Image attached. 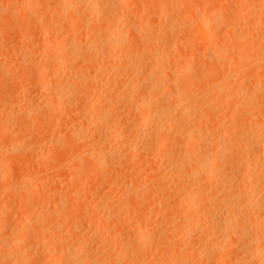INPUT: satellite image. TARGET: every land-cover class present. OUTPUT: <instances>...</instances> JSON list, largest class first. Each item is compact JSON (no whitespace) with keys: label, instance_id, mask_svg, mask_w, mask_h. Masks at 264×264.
Wrapping results in <instances>:
<instances>
[{"label":"bare ground","instance_id":"1","mask_svg":"<svg viewBox=\"0 0 264 264\" xmlns=\"http://www.w3.org/2000/svg\"><path fill=\"white\" fill-rule=\"evenodd\" d=\"M39 1V0H38ZM57 1V0H56ZM90 1H93V0H90ZM102 0H100V2H101ZM109 1V0H108ZM107 0H106V2H108ZM114 1V0H113ZM116 1H120V2H122L123 3V1H121V0H116ZM128 1V3L130 4V3H132L131 2V0H127ZM130 1V2H129ZM135 2L137 1V0H134ZM141 2L142 1H146V0H140ZM149 3H147V5H149V4H151V3H153L154 4V0H151V1H149V0H147ZM146 1V2H147ZM165 1V0H164ZM191 1V0H190ZM193 1V0H192ZM208 2H209V0H207ZM207 1H205L206 3H207ZM53 2H55V1H53ZM59 2H60V0H59ZM95 2H98V3H100L99 1H97V0H95ZM95 2H93V3H91V2H89V3H91L89 6L87 5V8H86V10L84 11L85 13H86V11H87V13L90 15V16H96V14L95 13H99V12H101V10H102V12L104 11V13L106 12L107 14L105 15V14H103L102 12L100 13V14H103L110 22H112V24H115V17L117 18V16H116V14L117 15H119V12L122 10H120L119 12H116V14H115V11H117V9L116 8H114V6H115V4H113L112 2H111V0L109 1V2H111L114 6H112V4L111 3H105V4H103V5H100V4H98V3H95ZM103 2V1H102ZM124 2H125V0H124ZM140 2V3H141ZM146 2L144 3V4H146ZM151 2V3H150ZM160 2V0L157 2V0H155V4L156 3H159ZM173 2H175V0H173ZM178 2V0H176V3ZM50 3H52V2H50ZM116 3V2H115ZM128 3L127 2H125V6H126V4L128 5ZM137 3H138V1H137ZM143 3V2H142ZM162 3V2H161ZM175 3V4H176ZM189 3V2H188ZM187 3V4H188ZM205 3V4H206ZM236 3V2H235ZM134 4V3H133ZM132 4V5H133ZM163 4V3H162ZM161 4V5H162ZM209 4V3H208ZM212 4V3H211ZM120 5H121V3H120ZM135 5V4H134ZM165 5V4H164ZM231 5H233V4H231ZM250 5V4H249ZM256 5V4H255ZM27 6V5H26ZM99 6H102V8H100ZM116 6H117V3H116ZM118 6H119V4H118ZM163 6V5H162ZM162 6H160V8H162ZM177 6V5H176ZM179 6H180V4H179ZM189 6V5H188ZM235 6V5H234ZM56 7V6H55ZM58 7V6H57ZM56 7V9H58ZM71 7V6H70ZM120 7V6H119ZM123 7V6H122ZM167 7V6H166ZM166 7H163L164 9L166 8ZM178 7V6H177ZM247 8H249L248 7V5L246 6ZM1 8V7H0ZM6 8V7H5ZM60 8V7H59ZM159 8V9H160ZM162 8V9H163ZM179 8V7H178ZM181 8H182V6H181ZM214 8V7H213ZM216 8V7H215ZM240 8V7H239ZM3 9V8H2ZM28 9L29 8H27V10L26 11H28ZM79 9V8H78ZM85 9V8H84ZM116 9V10H115ZM162 9H160L159 11H160V13L163 11H165L164 9L162 10ZM195 9H197V8H195ZM251 9H253V14H254V12H256V10L258 11H260L261 9H263V11L261 10V12H258V13H260V15H261V18H260V20L262 19V18H264V17H262V16H264V0H259L258 1V5H256L255 7H253V5H252V8ZM55 10V9H54ZM67 10V9H66ZM70 10V9H69ZM83 10V9H82ZM217 10H219V9H217ZM231 10H233L232 8H231ZM238 10V8H236V11ZM9 11V10H8ZM25 11V12H26ZM74 11V10H73ZM124 11V10H123ZM212 11H214V9L212 10ZM221 11V10H220ZM250 11V10H249ZM248 11V12H249ZM2 12V11H1ZM28 12H30V10L28 11ZM79 11L77 10V13H78ZM83 12V13H84ZM162 12V13H163ZM195 12H197V11H194V13ZM201 12V11H200ZM199 12V13H200ZM219 12V11H218ZM230 12V14L232 13V14H235V9L233 10V12H231V11H229ZM229 12H227L226 13V15H225V13H224V15H225V19H227L228 20V18L232 21V23L234 22V21H236L237 22V20H238V18L240 19L241 17H240V15H237V16H239V17H236V15L234 16V15H232L231 14V16H227V14H229ZM252 12V11H251ZM8 13V12H7ZM12 13H13V11H12ZM32 14H33V16H34V13L33 12H31ZM45 13V12H44ZM74 13V15H76L75 14V12H73ZM81 14H82V12H80ZM79 13V14H80ZM121 13V12H120ZM124 13V12H123ZM192 13H193V11H192ZM217 13V12H216ZM215 12H213L212 13V15L211 16H213V17H216L215 16V14H216ZM237 13V12H236ZM257 13V12H256ZM11 14V13H10ZM30 14V13H29ZM35 14H36V12H35ZM47 14V13H46ZM45 14V15H46ZM95 14V15H94ZM217 14H219V13H217ZM239 14V13H238ZM241 14V13H240ZM67 15V14H66ZM70 15V14H69ZM85 15H87V14H85ZM84 15V16H85ZM125 15V14H124ZM193 15V14H192ZM199 15V14H198ZM224 15L222 16V18L224 17ZM259 15V16H260ZM32 16V15H31ZM32 16V18L34 19H37V15H36V17H33ZM82 17H83V15H81ZM80 16V17H81ZM89 16V17H90ZM100 16V15H99ZM98 15L96 16V17H98L100 20H101V18L99 17ZM104 16H101V17H103L102 18V20L103 21H100L99 19H98V22H97V24H95L94 22H93V20L94 19H92L91 20V17L90 18H87V16H85L86 18H87V20H86V18H85V20H83L82 19V17L80 18V19H82V21L84 22L85 21V24H86V26H87V28H92V29H89L88 31H93L94 29L93 28H96L95 30L97 31V30H99V28H103V29H105V31L108 29V28H110V24H108V22L106 23L105 21H106V18L104 17ZM201 16V15H200ZM200 16H199V18L198 17H195V18H197V19H200ZM256 16V15H255ZM258 16V17H259ZM28 17V16H27ZM41 17H42V15H41ZM41 17H39V18H41ZM48 17V16H47ZM46 17V20L48 19ZM71 18H70V22L69 23H64V22H62V23H64V25H65V27L66 26H68V24H70L68 27H66L67 29H69V32L72 34V31L74 30L73 28H74V26H71V25H73L74 23H73V21H74V19H77V20H75L76 22H78V20H80L79 19V16H78V14L76 15V17L75 16H73V17H75L74 19H73V17H72V15L70 16ZM111 17V18H110ZM133 17H134V15H133ZM165 17V16H164ZM230 17H232V18H236L235 20L234 19H231ZM253 17V16H252ZM94 18V17H93ZM203 18V17H202ZM35 19H34V22H35ZM43 19V18H42ZM69 19V18H68ZM73 19V20H72ZM105 19V20H104ZM112 19H114V23H113V21H111ZM206 19V18H205ZM214 18H212V21H213V23L214 24H212V25H215V24H221L222 25V23L221 22H223L224 20L222 19H220V20H213ZM218 19V18H217ZM253 20H252V22H257L259 19L258 18H256L255 17V20H257V21H254V17L252 18ZM28 20V19H27ZM41 20V19H40ZM44 20V19H43ZM46 20H45V22H46ZM72 20V21H71ZM191 20H194V19H191ZM200 20H202V19H200ZM209 20H211V19H209ZM234 20V21H233ZM260 20L258 21V23L260 22ZM29 21V20H28ZM28 21H27V23H28ZM37 21V20H36ZM42 21V20H41ZM61 20H59V21H57V22H60ZM63 21H64V18H63ZM74 21V22H75ZM81 20H80V23L82 22ZM97 21V20H96ZM95 21V22H96ZM99 21H100V25H99ZM133 21V20H132ZM231 21H228V22H231ZM31 22V21H30ZM43 22V21H42ZM67 22V21H66ZM82 22V24H83V28H84V23ZM102 22H103V24H102ZM169 22V21H168ZM168 22L166 21V23L168 24ZM175 22V21H174ZM191 22V21H190ZM193 22V21H192ZM196 22V23H195ZM199 22L200 23H202V22H205V21H199V20H196V21H194V23H192V24H194V25H196L197 23V25L199 26ZM207 22H209L208 20H207ZM211 22V21H210ZM228 22H227V24H228ZM250 22H251V20H250ZM262 22H264V21H262ZM27 23H25V25L26 26H29L30 25V23H28L29 25H27ZM73 23V24H72ZM95 24L94 26H96V27H94L92 24ZM165 23V22H164ZM239 23V22H238ZM258 23H257V25H258ZM20 24V23H19ZM33 24V23H32ZM35 24V23H34ZM40 24H41V22H40ZM44 24V23H43ZM58 24V23H57ZM60 24V23H59ZM67 24V25H66ZM78 24V23H77ZM76 24V25H77ZM188 24V23H187ZM237 24V23H236ZM17 25V24H16ZM45 25H47L46 26V30H50V28L48 27L49 25H48V23L46 24L45 23ZM53 27V30H52V28H51V30L52 31H54V33H55V28L57 27V25H56V27L54 28V26L55 25H53V24H51ZM79 25V24H78ZM97 25H99V26H97ZM145 25V24H144ZM189 25V24H188ZM202 25V24H201ZM200 25V26H201ZM206 25H207V27L208 26H212L211 25V23L208 25V24H205V26H204V28L206 29ZM224 25H226L224 22H223V26ZM234 25H235V23H234ZM254 25V24H253ZM255 25H256V23H255ZM254 25V26H255ZM256 25V26H257ZM34 26V25H33ZM36 26H38L37 24H36ZM36 26L34 27V28H36ZM43 26V25H42ZM70 26L71 27H73L72 29L70 28ZM137 26V25H136ZM136 26H135V28H136ZM140 26H142V27H140L141 29L143 28V25H140ZM146 26V25H145ZM145 26H144V28H145ZM161 26H162V24H161ZM200 26L198 27V28H200ZM217 26V28H218V25H215V27ZM222 26V27H223ZM255 26V27H256ZM259 26V25H258ZM44 27V26H43ZM64 27V26H63ZM111 27H113V25L111 26ZM146 27H148V25L146 26ZM162 27H164V26H162ZM167 27L169 28V25H165V28H163L164 29V31L165 30H167ZM197 27V26H196ZM213 27V26H212ZM221 26L219 25V28H220ZM236 27H237V25H236ZM235 27V28H236ZM19 28V27H18ZM38 28V27H37ZM58 28H61V26L60 27H58ZM86 28V29H87ZM133 28H134V26H133ZM133 28H128L127 30H124V36L125 35H127V34H129V33H131V34H133L132 33V31L135 29H133ZM143 28V29H144ZM152 28V27H151ZM161 28V27H160ZM159 28V29H160ZM195 28V26H193V30H195L194 29ZM197 28V29H198ZM202 28H203V26H202ZM209 28V27H208ZM216 28V29H217ZM235 28H233V30H235ZM257 28V27H256ZM28 29H29V27H28ZM57 29V28H56ZM64 29V28H63ZM85 29V28H84ZM111 29V28H110ZM142 29V30H143ZM153 29V28H152ZM158 29V28H157ZM158 29V30H159ZM163 29H161V30H159V34H160V31L162 32V30ZM191 29V28H190ZM253 29V28H252ZM258 29V28H257ZM11 30V29H10ZM14 30V29H13ZM21 30H22V27H21ZM50 30V31H51ZM61 30V29H60ZM64 30H66V29H64ZM146 31L148 30L147 28L145 29ZM145 30H143V31H145ZM171 30H173V29H171ZM200 30H202L201 28H200ZM204 30V29H203ZM209 30H211V28L209 29ZM254 30V29H253ZM30 31V30H29ZM87 31V30H86ZM100 32L102 31V30H99ZM109 31V30H108ZM112 31V30H111ZM110 31V34L112 33ZM114 31V30H113ZM126 31V32H125ZM138 31V30H137ZM143 31H138V32H140V34L139 35H132V37H130L128 40H129V42L131 43V41H133V43H135V41L134 40H137V37H139L140 35H142L141 34V32H143ZM190 31H192V30H190ZM189 31V32H190ZM196 31V30H195ZM255 31V30H254ZM14 32H17V31H14ZM31 32V31H30ZM68 31L66 32L67 34H70ZM74 32V31H73ZM79 32V31H78ZM99 32V35H98V32H97V34L96 35H98V36H100L101 37V39L103 40L102 42H103V45L101 46L100 44V46H97V47H99V48H97V49H89V47L87 48V50L89 49V53H87V50H85V51H83V50H81L83 53L82 54H84L85 52V54L84 55H82L80 52L78 53V54H81L82 55V57L83 56H86L87 54V56H88V59H86L85 61L83 60V59H85V58H83L82 59V61H84V62H87V64H88V66H86V65H84V68H85V70H86V67H87V69H88V67H91L92 69H94L96 72H99L100 73V71H102V72H104L103 74H106L107 72H106V69H107V71H109L110 73L108 74L107 73V76H106V79H99V77L97 76V75H95V73L94 74H92V75H90V76H87V78L89 77L90 79H89V81H88V84H86L85 82L86 81H84L83 79H82V74H81V77L80 76H77L78 77V79L76 80V82H74V86L76 85V87H79V89H77L76 87V89H77V91H78V93H80L81 95L79 96V97H82V98H84V99H82V98H79V100H78V102H79V105H81L82 107H83V109L85 108H88V107H92L93 108V111H91V112H93L92 113V116L91 115H89V118H88V111L87 112H84L85 113V115H86V113H88L86 116H87V119H89V120H87L86 122H83V123H81V126H80V128H81V131H79L78 133H79V136L80 135H84L85 133H87V132H91L92 133V138H90V136H91V134H90V136H88L89 138L88 139H82V138H77V136H78V134L77 133H75V135L74 136H76V134H77V136H76V139H80L79 141H77V142H79V143H75L76 145H77V147H76V151H78L79 149H82V148H79L78 150H77V148H78V145L80 144V146L81 147H83V149H84V147H85V149L87 148H92V144H93V142L94 141H96V140H102L103 138V140H106L105 138H107V136H109V139H110V137L112 138V137H114L113 139H115V140H118V144L120 143V145H122V149H123V154H121L120 152H115V153H112L111 151V153H108L107 152V154L105 153V154H103L102 153V150H100V151H95V152H93L92 151V153H91V151H89V150H87L86 152L88 153V160H89V163H90V165L92 166V168H91V166L89 167L90 168V170L92 169V171H89V169H87V168H85L84 166H83V168L85 169V171H87V173H89L88 175H87V177L85 176V177H83L82 176V174L83 173H85V171L82 173V174H80L79 176L81 177V179H80V187L78 186V185H76V184H74V185H76L78 188H79V190L81 191V189H82V184L84 183L85 184V182H83L82 180H84L83 178H88V180H89V182H90V179L89 178H93V180L95 179V180H97V182L100 180V177H99V174H103V173H105V172H107V173H105V174H107V176L106 177H108V178H105V180L107 179H109L108 181H105L103 178V183L104 184H106V182L108 183L109 181H111L112 180V178L114 179V178H119V179H123V177L125 176V175H122V173L120 172L121 171V168L120 167H122L121 165H123L124 166V164L125 163H127V165H126V167L128 166V164H134L133 166H135V167H133L134 169L133 170H135V168H136V170H137V167L138 166H136V165H140V162H138L139 164H136V162L138 161L137 159H139V158H144V157H147L148 158V160H149V158H150V161H152V163H154V164H158L159 165V167H161V168H165V170L167 171H170L169 172V175L171 174L172 175V177H173V182H171L170 180H168V182L170 181V184H168V182H166L167 184H165L163 181L164 180H159L160 178H158V177H160L161 176V174H158V173H160V170H158V173L156 174V172H155V170L152 168V171L153 172H155V174L157 175V178H156V175L154 176V173H153V175L150 177H148V178H152L153 179V176L156 178L155 180L156 181H153L152 179V182L150 183V184H147V182L146 181H144V179H143V181H139V182H137V183H135V181H134V183H135V185L137 184V186H136V188H134L133 187V185H132V182H133V180H132V182L131 183H129V181H130V179H129V181L127 182V180H126V182H127V184L125 185L124 184V186H125V188H124V193L123 192H121V193H123V194H125V195H123L122 194V196H124L123 198H125V201H123L124 203L125 202H127L126 204H128V208L130 207V210L129 211H127L128 213H126V211H122V208H123V206H124V208H126L127 209V205L125 206V205H122L121 204V206H122V208H121V206H119L118 207V205L116 206V209L112 212V210L110 211V217L112 218V215L114 216V218H112V219H114L113 221V224L116 222L117 224V226L116 227H113L114 225L112 224L111 225V223L109 224V221L111 220H106V221H108V223H106L107 225L106 226H102L103 228H101V230H100V228H99V231L98 230H95V231H93V229H91L92 228V226H91V228H89L88 226H87V228L88 229H91L92 230V234L90 235V236H88L89 237V242L88 243H86V244H84L83 243V241H85V236H84V238H82L83 237V234H82V236H78V240L81 238V239H84V240H81L80 239V241H78V240H75V243L78 241V243L79 244H77V245H75V244H73L74 243V241L73 242H71V241H69L68 240V235L66 236V237H68V238H64L66 241H63L64 239L62 238V237H60V236H64V235H66V232L65 231H63V232H65L64 233V235H63V233L61 234L60 232H61V228H59L58 226H57V224H58V222L60 223V221L59 220H56V223L55 222H49L50 224H49V226H47V230H45L44 228H42L43 227V225L42 226H40L41 224H42V221H40L41 222V224H40V222H39V225H38V223L37 222H35L34 221V217L33 218H31V217H23L24 218V220H23V223H20V225L19 226H16V225H18L19 223H17V224H15V226L13 225V228L14 227H18L19 229H13V230H15V231H18V232H16V234L18 233V234H20L19 235V237L17 236V235H15L13 238H15L16 236L18 237V239H15V240H12V241H10V240H8V239H6V238H3L4 237V235H3V237H0V261L2 262L1 264H42L41 263V260L44 258V255H36V254H39V252L38 253H36V254H33L34 256H31V254H32V252L33 251H31V254H30V256H29V254H28V252H27V254L24 252V253H22L23 251V248L25 249V251H26V247H25V245L27 246L28 244H25L24 242H26L27 241V243H29L30 244V242H28V241H30L29 239H34L35 241V243H37V244H44V245H46V246H50V247H52V248H55L56 250H59L61 247H62V249H63V251H62V249H61V251H62V253L61 254H59L57 257H55L59 262H56L57 264H131L133 261H139V257H141L142 256V254H144L143 252H145V254L147 255V253H149V252H147L146 253V250H144L143 252H142V250L144 249V247H149L150 245H151V243H154V240H155V238L156 237H159L158 238V240L159 241H161V242H159L157 239H156V241H158L159 243L158 244H164V245H166L167 247V249L165 248V247H163L165 250H167V252L171 255V257H172V259L173 260H171V257H170V260L172 261V262H170V261H165V260H159V264H264V95H262L261 93H263L264 94V89L263 88H261L262 89V92L260 91V85H256V83L259 81H257L255 84H252V85H250V86H246V88L245 87H242V86H237V88H231V89H228V91H227V89L225 88V86L223 87V84L224 83H226V81H228V79L226 78L225 80L222 78V75H220L221 76V78L223 79V81H224V83L222 84V87L219 85L220 84V80H218L216 77H218L219 78V74H220V72H218L217 74H218V76H216L215 77V75H214V73L215 72H217L218 70H214L215 68L217 69H219V67H218V62L216 63L215 62V59L217 60V54L216 53H218L220 50H222V49H220L218 52H216L215 53V51H213L212 50V52L210 53V51H208V52H206V53H208V58H210L211 59V61H210V59L209 60H207V58H206V60L208 61V62H212V60H213V62L212 63H214V65H212L211 63H210V66H208V65H205L206 66V69H203L205 66H203L202 65V69L200 70V72H198L199 74H200V77L198 76L199 74L198 73H196V75H194L193 77V79L195 80H192V74H189V75H187L186 77H184V78H181L182 79V81H185V80H187V79H189V77H191V80L189 79V81L190 82H192V83H190L189 81H185V84L183 83V82H181L180 83V85H178L177 83V86H174L173 85V83H172V81H173V79H171L172 77H171V71L169 72V68H170V66H172V64H170L171 62L170 61H172V62H174L175 61V58H176V56H177V54H176V52H175V54H173L175 57H173L172 56V50H173V53H174V51L176 50V49H178L177 51H182V50H179L180 48H182V47H179V46H181L180 44H178V43H180V42H178V41H176V42H174L173 44L171 43V45H173V46H171L170 44H169V42H170V40H166L165 38H166V35L167 34H169L170 36H172L173 35V32L174 31H171L170 33H169V29H168V31H165V33H161L159 36H158V32H157V30H156V33L155 34H157V35H155V36H153L151 33H150V35L154 38H156V41L157 40H159V42L158 43H154L155 41H153L152 42V40H153V38L152 37H150V36H148V34H146V32L144 33V34H146V38L148 37V39H150L151 40V38H152V40H151V43H154V44H152V46L150 45L149 46V50H147L146 48V51L145 52H139V51H136V48L141 44V41L143 40V37H140L141 39V41H136V43L133 45V44H130L129 42H128V44L127 45H125V44H123L122 42H124L123 40H124V38H122V36L121 35H123V34H121L120 36L118 35V37H116V36H114L113 34L112 35H110L109 34V32H108V34H107V31L104 33V30H103V32H101L100 33ZM135 32H136V30H135ZM150 32H155L154 31V29H153V31L152 30H150ZM166 32H168V33H166ZM197 32V31H196ZM228 32V31H227ZM234 32H236V31H234ZM18 33V32H17ZM53 33V32H52ZM51 33V34H52ZM80 33V32H79ZM126 33V34H125ZM188 33V32H187ZM195 33V32H194ZM197 33H199V32H197ZM196 33V34H197ZM205 33V32H204ZM229 33V32H228ZM67 34H65V36H63L64 38L66 37V35ZM77 34V33H76ZM93 34H94V31H93ZM117 33H115V35H116ZM119 34V33H118ZM165 34V35H164ZM188 34H191V33H188ZM201 34H202V32H201ZM200 33H199V36L201 35ZM243 33H241V35H242ZM264 34V33H263ZM18 35V34H17ZM22 35V34H21ZM21 35H18V37L19 36H21ZM61 35V34H60ZM73 35V34H72ZM162 35V38L160 39L159 37ZM195 34H193V36H194ZM207 35V32L205 33V36ZM230 35V34H229ZM15 36V35H14ZM51 36V35H50ZM59 36V35H58ZM71 36V35H70ZM69 36V37H70ZM75 36V35H74ZM74 36H72V37H74ZM129 36H130V34H129ZM133 36H134V38L136 37V39H131V38H133ZM145 36V35H144ZM156 36H158V38L156 37ZM164 36V37H163ZM170 36H168L167 35V37H168V39H169V37ZM188 36V35H187ZM186 36V37H187ZM231 36V35H230ZM257 39H260L261 38V36L262 35H254ZM17 37V38H18ZM56 37H57V35H56ZM78 36L76 35V38H77ZM127 37H128V35H127ZM200 37H202V35L200 36ZM199 37V38H200ZM233 37V36H232ZM228 38L227 39V42H228V40L229 39H233V38ZM240 37H243V36H240ZM245 37V36H244ZM263 37V36H262ZM43 38V37H42ZM46 38V37H45ZM51 38V37H50ZM62 38V37H61ZM71 38V37H70ZM97 38V37H96ZM164 38V39H163ZM170 38H172V37H170ZM23 39V38H22ZM67 39L68 40H70L69 38H68V35H67ZM66 39V40H67ZM98 39V38H97ZM100 39V38H99ZM98 39V40H99ZM127 39V38H126ZM131 39V40H130ZM139 39V38H138ZM145 39V38H144ZM208 38H205L204 37V43H205V41L207 40ZM241 38H239V40H240ZM15 40V39H14ZM73 40V39H72ZM75 40V39H74ZM150 40L148 41L147 40V42L149 43V44H151L150 43ZM161 40H164L165 42H161ZM188 40H191V38L190 39H188ZM243 40H245V39H243ZM42 41H44V39H42ZM49 41V40H48ZM50 41H51V39H50ZM65 41V40H64ZM101 41V40H100ZM144 41V40H143ZM167 41H169L168 43H167ZM187 41V40H186ZM242 41V40H241ZM260 41H261V43H263L264 44V37H263V39L261 40L260 39ZM6 42V41H5ZM61 42H62V40H61ZM68 42V41H67ZM66 42V43H67ZM224 42H225V44H224V46L226 45V46H228V44L226 43V41L224 40ZM243 42V41H242ZM242 42H240L239 41V43H242ZM247 42V41H246ZM258 42V41H257ZM2 43V42H1ZM46 43H47V41H46ZM65 43V44H66ZM69 43V42H68ZM68 43H67V45H68ZM126 43V42H125ZM139 43V44H138ZM146 43V42H145ZM145 44L146 46H141V48H144V47H147L149 44ZM160 43H164V44H161V49H159V46H158V44L160 45ZM187 43V42H186ZM195 43V42H194ZM198 43H199V41H198ZM218 43V42H217ZM220 43V42H219ZM223 43V42H222ZM229 47H231V45H232V50L234 49L235 51H236V48H238L239 49V47H238V44H237V47H235V45H236V43H235V41L234 40H230L229 42ZM248 43V42H247ZM56 44V43H55ZM64 44V45H65ZM71 44H74V42L73 43H71ZM70 44V45H71ZM98 44V43H97ZM102 44V43H101ZM136 44H138V46H136V48H135V51L136 52H133V48H131V47H135V45ZM143 44H144V42H143ZM184 44V43H183ZM199 44H203L202 43V40H200V43ZM198 44V45H199ZM214 44V43H213ZM243 45H244V42L242 43ZM241 44V45H242ZM261 45L260 46V48L263 46L264 47V45ZM66 45V46H67ZM69 45V46H70ZM95 46H96V44H94ZM93 45V46H94ZM185 45V44H184ZM186 45H188V44H186ZM190 45H191V42H190ZM197 45V44H196ZM197 45V46H198ZM241 45H239V46H241ZM241 46L240 48L242 49V50H240V51H242V52H244V50L245 49H243L244 47H246L248 50H246L245 52H247L246 54L247 55H245V53H242L241 52V56H240V54H238V49H237V51H236V53H237V55L239 56H237V61H235L234 62V60H232L233 61V63H230V64H228L229 65V70L231 71L232 69H230V66H234V68H233V70H232V72L235 70L236 71V69H238V71L240 72L241 71V68L239 69V67H242L243 65L242 64H245V63H247L248 65L247 66H249V63H250V61L252 60L251 58H253V57H251L252 56V53H253V51H250V49L251 50H255L256 48H258V47H253L252 45V47H250V45H248L249 47H247V46ZM41 45H38V47H37V49H39L40 50V47ZM43 46V45H42ZM45 46V48H46V45H44ZM50 46V45H49ZM65 47V48H68L67 50H66V52L67 53H64V52H61V50H59V53L61 52V53H64L65 55H61L62 57H64V58H66V60H65V63H66V61L68 62V59L70 60V58H68V57H70L71 55V51L72 50H74L75 49V47H73V46H70V47ZM189 46V45H188ZM195 46V45H194ZM210 46V45H209ZM51 47H52V45H51ZM58 47H62V49H64L63 48V45L61 44V46L59 45ZM81 47V46H80ZM87 47V46H86ZM115 47V49L116 48H119L120 49V52H119V55L118 56H114L112 53H114L115 51H113V48ZM162 47H164V49H162ZM191 47L193 48V45H191ZM191 47H189V48H191ZM228 47V48H229ZM263 47H262V49H263ZM3 48V47H2ZM5 48V47H4ZM36 48V47H35ZM44 48V51H43V55H42V53H41V55L42 56H40L41 58H42V60H45V59H49V57H50V59H51V57L53 56V54H52V56L50 55L51 53H49L48 54V57L46 58V53L45 52H50V51H48L49 50V48L47 49V51H46V49ZM83 49H84V46L82 47ZM93 48V47H92ZM95 48V47H94ZM139 48V47H138ZM188 48V49H189ZM196 49H194L195 50V52H196V50L198 49L197 47H195ZM213 48V47H212ZM219 48V47H218ZM259 48V50L257 51V53L256 54H258V55H256L255 53H254V56L255 57H257V58H255V60H260V59H263V58H260V57H262L263 56V54H264V49L263 50H261ZM37 49H36V51H37ZM51 49V48H50ZM53 49V48H52ZM216 49H217V47H216ZM0 50H1V48H0ZM34 50V49H33ZM56 50V49H55ZM54 50V51H55ZM76 50V49H75ZM80 50V49H79ZM118 50V49H117ZM139 50H141V49H139ZM162 50V51H161ZM164 50V51H163ZM166 50V51H165ZM192 50V49H191ZM193 50V51H194ZM228 50V49H227ZM231 50V49H230ZM231 50V51H232ZM233 50V51H234ZM261 50V51H260ZM53 51V50H52ZM51 51V52H52ZM54 51H53V53H54ZM58 51V50H57ZM64 51V50H63ZM113 51V52H112ZM186 51V47L184 48V52ZM188 51V50H187ZM226 51V50H225ZM8 52V51H7ZM38 52V51H37ZM56 52V51H55ZM117 52V51H116ZM137 52H139V53H137ZM180 52H178L179 54H181ZM222 52H223V50H222ZM250 52V53H249ZM259 52L260 53H262L261 55L262 56H259L260 54H259ZM36 53V52H35ZM72 53H73V51H72ZM221 53V52H220ZM220 53H219V56H221L220 55ZM226 53V52H225ZM224 53V54H225ZM46 56H45V55ZM185 54V55H184ZM189 54V53H188ZM190 54H192V53H190ZM199 54V53H198ZM243 54H244V56L245 57H243ZM249 54V55H248ZM251 54V55H250ZM34 55V54H33ZM37 55V54H36ZM50 55V56H49ZM59 57H60V55L59 54H57ZM73 55V59L75 58V56H77V54H72ZM116 55V54H115ZM205 55V56H206ZM45 56V57H44ZM58 56H56V57H54L55 59L58 57ZM183 56V57H182ZM251 57L250 59H249V57ZM72 57V56H71ZM81 57V58H82ZM181 57H182V59H184V61L185 60H187L188 58V60H192L193 61V64H195L194 63V59L195 58H193L192 59V57L190 58V56L188 57L187 56V53L185 52V53H182L181 54ZM194 57V56H193ZM197 57V56H196ZM223 56H221L220 58H222ZM248 57V62L247 61H245L246 60V58ZM43 58H45V59H43ZM53 58V59H54ZM61 58V57H60ZM79 58V60H80V57H78ZM101 58H104L105 60H109L108 62H107V64L109 65H113L114 67L112 68V67H110V69L108 70V65L105 63V61H104V59H101ZM111 58H112V63H110V60H111ZM180 58V57H179ZM226 57H224L223 59H225ZM234 58V57H233ZM236 58V57H235ZM260 58V59H259ZM32 59H34L33 58V56H32ZM31 59V60H32ZM52 59V60H53ZM54 59V60H55ZM57 59H59V58H57ZM62 59L63 58H61V64H62ZM101 59V60H100ZM172 59V60H171ZM174 59V60H173ZM177 59V58H176ZM182 59H180V61H182ZM227 59V58H226ZM225 59V60H226ZM254 59V58H253ZM52 60H51V63L52 64H54V63H58L57 61H55L54 63L52 62ZM88 60V61H87ZM178 60V59H177ZM219 60H222V59H218V61ZM236 60V59H235ZM250 60V61H249ZM47 61H49V60H45V61H43V64H44V62H45V66L47 67L48 66V62ZM64 61V60H63ZM179 61V60H178ZM179 61V62H180ZM191 61V62H192ZM228 61V60H227ZM231 61V62H232ZM22 62V61H21ZM41 62V61H40ZM46 62H47V64H46ZM50 62V61H49ZM105 64H104V63ZM131 63V64H128L127 65V63ZM225 62V61H224ZM244 62V63H243ZM39 63V62H38ZM51 63H49V67H51L50 66V64ZM60 63H59V67H60ZM70 63V62H69ZM72 65H73V60H72ZM75 63V62H74ZM169 63V64H168ZM175 63H177V65H178V62H175ZM182 63V62H181ZM184 63V62H183ZM183 63H182V65H181V67L182 66H184L185 64L187 65V62H185L184 63V65H183ZM206 63V62H205ZM204 63V64H205ZM222 63H223V61H222ZM255 63V62H254ZM34 64V63H33ZM40 64V63H39ZM39 64H38V66H39ZM56 64H54V65H56ZM67 64V65H66ZM66 64H64V62H63V67H64V65L65 66H69L68 65V63H66ZM174 64V63H173ZM225 64V63H224ZM251 64H253V63H250V66H251ZM21 65V64H20ZM31 65H32V63H31ZM58 65V64H57ZM107 67H106V66ZM167 65H169V66H167ZM176 65V66H177ZM179 65H180V63H179ZM217 65V67H215ZM223 65V64H222ZM221 65V67H223ZM227 65V66H228ZM236 65H237V68H236ZM238 65H239V67H238ZM240 65H242V66H240ZM36 66V65H35ZM35 66H32L34 69H35ZM38 66H37V69H38ZM40 66H41V64H40ZM39 66V67H40ZM45 66H43L42 65V69L45 67ZM71 66V65H70ZM69 66V67H70ZM76 66V65H75ZM74 66V67H75ZM143 66V67H142ZM190 66H192V63L190 64ZM220 66V65H219ZM225 66V65H224ZM2 67H4V66H2ZM141 67V68H140ZM186 67V66H185ZM188 67V66H187ZM193 67H194V65H193ZM197 67V66H196ZM213 68L214 67V69H212V72L211 71H209V69H211V68ZM245 67V66H244ZM55 69H56V67H54ZM66 68H68V67H66ZM80 68V67H79ZM84 68H83V70H84ZM138 68H140L141 70H142V68L143 69H145V71H143L142 73L141 72H139V73H141V75H139V77L140 76H142V74L144 75V74H146V76L144 75L143 76V80H141V81H135L134 80V82H137V83H139L138 85H136L137 83H135L134 85H133V81H127V82H124L123 81V79L121 78V76L123 75L122 73L123 72H126L125 70H127V73L129 72V70H130V72H132V73H134L132 70L133 69H138ZM172 68V67H171ZM195 68V67H194ZM194 68H192V69H194ZM199 68V67H198ZM41 69V70H42ZM53 69V68H52ZM51 69V70H52ZM60 69H61V67H60ZM75 69V68H74ZM81 69V68H80ZM92 69H88V70H92ZM173 69H175V67L173 68ZM180 69V68H179ZM184 69V68H183ZM190 69V68H189ZM208 69V70H207ZM1 70V69H0ZM3 70V69H2ZM36 70V69H35ZM35 70H33V72L35 71ZM40 70V69H39ZM44 70V69H43ZM43 70H42V72H43ZM46 70V69H45ZM57 70V69H56ZM59 70V69H58ZM85 70H84V74H85ZM93 70V71H94ZM103 70H105V71H103ZM140 70V71H141ZM186 70V69H185ZM188 70V69H187ZM186 70V71H187ZM197 70H199V69H197ZM206 70V71H205ZM220 70H221V68H220ZM219 70V71H220ZM242 70H244V69H242ZM12 71V70H11ZM38 71V70H37ZM37 71H35L36 73H37ZM53 71V70H52ZM66 71V70H65ZM71 71H72V69H71ZM75 72L76 71H78V69L77 70H74ZM80 71V70H79ZM78 71V72H79ZM92 71V72H93ZM135 71V70H134ZM138 71V70H137ZM137 71H135V73L137 72ZM181 71V70H180ZM189 71V70H188ZM201 71H202V74H203V71H204V74H205V76H204V74L202 75L201 74ZM211 72V74L209 73V72ZM213 71H214V73H213ZM237 71V72H238ZM7 72V71H6ZM48 72V71H47ZM50 72V71H49ZM55 72V71H54ZM67 72H68V69H67ZM77 72V73H78ZM82 72V71H81ZM87 72V71H86ZM173 72V71H172ZM238 72V73H239ZM241 72H243V73H245V72H247L246 70L245 71H241ZM251 72V71H250ZM256 72V71H255ZM4 73V72H3ZM23 73V72H22ZM25 73H27V72H25ZM24 73V74H25ZM38 73H40V74H38ZM37 73V75L40 77H42L43 75H41V72L39 71ZM44 73H45V71H44ZM59 73V72H58ZM88 73H91V72H88ZM87 73V74H88ZM132 73H130L131 75H132ZM139 73H137V74H139ZM194 74H195V72H193ZM207 73H209V74H207ZM221 73H222V70H221ZM34 74V73H33ZM54 73L52 72V75H53ZM67 74V73H66ZM70 74V73H69ZM101 74V73H100ZM102 74V75H103ZM125 74V73H124ZM180 74H181V72H180ZM185 74V73H184ZM198 74V75H197ZM212 74H213V77H212ZM216 74V75H217ZM224 74V73H223ZM237 74V73H236ZM246 74V73H245ZM248 74V73H247ZM23 75V74H22ZM36 75V74H35ZM55 75H56V73H55ZM61 75V74H60ZM63 75H64V73H63ZM71 75V74H70ZM76 75V74H75ZM74 75V76H75ZM78 75V74H77ZM79 75H80V72H79ZM86 75V74H85ZM89 75V74H88ZM127 77H128V75L129 74H125ZM208 75H211V76H209V78H211L212 80H215V79H217V83H219L218 85H217V83L215 84L213 81H212V83L210 84V87H208V86H205V87H208V88H206V90L211 94V95H214V99H216L215 101H217L216 103H223V104H225V101L226 100H229L230 102H226V104H229L230 103V108H232V109H230L229 107H227V108H229V112L231 113L232 112V117H229L230 119H228V118H226V119H224V120H227L228 119V122H229V120H231L232 121V123L230 122V124L228 123H226L225 122V124L226 125H221V126H219L220 125V123L219 122H217V121H214V120H218L219 118H217V117H215V118H217V119H211V113H212V116L214 115V111H213V109L210 111V105H211V103H209V99H207L208 100V102L207 101H203V100H200L199 99V97L200 96H204V95H201L203 92H201V93H199V95L196 93V92H194L193 90H196V91H200L201 89H203L202 87H204V83H202V86H201V83H200V81H199V84L198 85H200L201 86V89H198V88H200L199 86H197V88H196V83H197V78H196V76H198V78H200V79H203V77H204V79L202 80V81H207V80H205V77L206 76H208ZM264 75V74H263ZM45 76V75H44ZM58 76V75H57ZM57 76L55 77V76H53V78L55 77L57 80H58V78H57ZM103 76H105V75H103ZM125 76V77H126ZM242 76V75H241ZM244 76V75H243ZM246 76V75H245ZM41 77H40V81H42L41 80ZM46 77V76H45ZM49 78L51 77V75L50 76H48ZM59 77V76H58ZM76 77V76H75ZM83 77H84V75H83ZM100 77H102V76H100ZM134 77H136V75L134 76ZM223 77H225V76H223ZM28 78V77H27ZM102 78H105V77H102ZM131 78H133V76L131 77ZM207 78V77H206ZM209 78H207L208 79V84H209ZM259 78V77H258ZM9 79V78H8ZM61 79V78H60ZM76 79V78H75ZM85 79V78H84ZM126 79V78H125ZM136 79V78H135ZM260 79V78H259ZM10 80V79H9ZM49 80V79H48ZM53 79H52V77H51V81H52ZM74 80V79H73ZM128 80V79H127ZM136 80H138V79H136ZM251 80V79H250ZM11 81V80H10ZM26 81V80H25ZM32 81V80H31ZM45 81V80H44ZM50 81V80H49ZM63 81V80H62ZM61 81V82H62ZM71 81V80H70ZM103 81H104V83H103ZM180 81V80H179ZM195 83H194V82ZM222 81V80H221ZM233 81V80H232ZM260 81H263V79L262 80H260ZM27 82H28V80H27ZM33 82V81H32ZM187 82V83H186ZM252 82V81H251ZM0 83H2V82H0ZM5 83V82H4ZM42 82H40V84H41ZM47 83V82H46ZM45 83V84H46ZM49 83H51V82H49ZM55 83V82H54ZM54 83L52 84V85H54ZM66 83V82H65ZM65 83H63L64 85H65ZM112 83L115 85V86H118L119 87V85H122L123 87H121V94H117V93H120V92H117L116 94L117 95H115V102H114V106H112L111 104H106V106H105V108H101V107H97V106H95V104L96 105H98L97 103L99 102V104H100V100H102V101H104L103 100V98H102V95L104 94H100L99 92H101L102 93V91H104V90H108L107 89V87L110 85V87H112ZM190 83V84H189ZM195 84V87H194V85H192V84ZM231 83V82H230ZM252 83H254V82H252ZM263 83H264V81H263ZM43 84V83H42ZM67 84H69V83H67ZM67 84H66V87H67ZM206 84V83H205ZM229 84V83H228ZM235 83H233V85H234ZM259 84H261V82L259 83ZM7 85V84H6ZM12 85V84H11ZM33 85V84H32ZM52 85H49V87L48 88H45L46 90H48V91H54L53 89L55 88H58L57 86H59V84H57V82H56V85H54V86H56V87H54L53 88V86ZM62 85V84H61ZM59 86V87H62V86ZM70 85H72V84H70ZM136 85V86H135ZM191 85V86H190ZM227 85V84H226ZM249 85V84H248ZM8 86V85H7ZM26 86V85H25ZM46 86V85H45ZM195 88H193V87ZM230 86V85H229ZM228 86V87H229ZM235 86V85H234ZM3 87H5L6 88V86H3ZM205 87H204V89L203 90H205ZM231 87V86H230ZM236 87V86H235ZM264 87V86H263ZM13 88V87H12ZM40 88V87H39ZM43 88V87H42ZM63 88V87H62ZM65 88V87H64ZM67 88H69V87H67ZM71 88V87H70ZM72 88H74L73 86H72ZM106 88V89H105ZM109 88V87H108ZM113 88H115V87H113ZM117 88V87H116ZM120 88V87H119ZM6 89H8V88H6ZM5 89V90H6ZM14 89V88H13ZM16 89V88H15ZM44 89V91H46ZM103 89V90H102ZM112 89V88H111ZM138 89V90H137ZM31 90H32V88H31ZM64 90V89H63ZM62 90V91H63ZM67 89H65L63 92H65ZM70 90V89H69ZM68 90V91H69ZM99 90H101V91H99ZM116 90H118V89H116ZM225 90H226V93H228V94H226L225 93ZM8 91V90H7ZM9 91H10V89H9ZM17 91V90H16ZM34 91H35V89H34ZM41 91V90H40ZM43 91V92H44ZM76 90L74 89L73 90V92H75ZM109 91H110V93L109 94H111V90L109 89ZM206 91V92H207ZM233 91H235V92H233ZM260 91V92H259ZM56 92V91H55ZM58 92V91H57ZM71 92H72V89H71ZM70 92V93H71ZM104 92H106V91H104ZM114 92H115V90H114ZM207 92V93H208ZM29 93H31L30 91H29ZM60 93V92H59ZM59 93H58V99L57 100H55V103L59 106V108H61V109H64V110H66V111H69L68 113H66V114H69L71 111H73V109H75V107L77 108V107H79L78 105H74V104H71L70 103V101L68 102V101H66V100H60L61 98H59L60 96H59ZM76 93V92H75ZM108 93V92H107ZM194 93H196V94H194ZM208 93V94H209ZM234 93V94H233ZM39 94V93H38ZM45 95L47 94L48 95V93H44ZM106 94V93H105ZM104 94V95H105ZM108 94V95H109ZM225 94V95H224ZM256 94H258L257 96H256ZM1 95V94H0ZM3 95V94H2ZM4 95H6L5 93H4ZM3 95V96H4ZM33 95V94H32ZM37 95V94H36ZM63 95H65V93H63ZM68 96H69V94H67ZM66 95V96H67ZM72 95H73V93H72ZM72 95H71V97H72ZM104 95H103V97H104ZM107 95V94H106ZM107 95V96H108ZM237 95H239V97H240V95L241 96H244V97H247V98H245V99H248V100H250V98L253 96V98H251V99H253L254 101H255V105L253 104L252 106H251V104L250 103H248V105L250 104V107L249 106H247V105H245V107H243V105H242V107L240 106L239 108L237 107V105H239V103H240V101H242L241 99H239V97L237 96ZM254 95L256 96L255 98H254ZM12 96V95H11ZM49 97H51L52 99H50V101H51V104H52V106H53V98L54 97H56V95L55 94H51L50 93V95H48ZM77 96V95H76ZM106 96V97H107ZM196 96H199L198 98L196 97ZM237 96V97H236ZM259 96H260V98H259ZM48 97V98H49ZM62 98H63V96H61ZM73 97H75L74 95H73ZM78 97V96H77ZM76 97V98H77ZM106 97H104V98H106ZM109 97V99H110V97L111 96H108ZM112 97H113V95H112ZM202 97H200V98H202ZM206 97V96H205ZM205 97H203V98H205ZM257 97L260 99H258L259 101L257 102ZM5 98V97H4ZM3 98V99H4ZM37 98V97H36ZM41 98V97H40ZM65 98V97H64ZM67 98V97H66ZM75 98V99H76ZM202 98V99H203ZM212 98V96L210 97V99ZM237 98H238V101H237ZM55 99V98H54ZM75 99H73V100H75ZM108 99V100H109ZM113 99V98H112ZM111 99V100H112ZM213 99V100H214ZM244 99V100H245ZM31 100H33V99H31ZM44 100V99H43ZM48 100V99H47ZM70 100V99H69ZM114 100V99H113ZM1 101V100H0ZM11 101V100H10ZM105 101L107 102V99H105ZM34 102V101H33ZM43 102V101H42ZM41 102V103H42ZM75 102H77V100L75 101ZM109 103H112L113 104V102H110V101H108ZM243 102V101H242ZM241 102V103H242ZM245 102V101H244ZM244 102L242 103V104H244ZM249 102V101H248ZM8 103V102H7ZM45 103V102H44ZM47 103H50L49 102V100H48V102ZM240 103V104H241ZM252 103H254L253 101H252ZM0 104H1V102H0ZM51 104H47L48 105V107L49 108H47V105H46V107H44L45 106V104H44V108L42 107V105H41V107H39V108H43V110H41L40 111V113L41 114H39V115H41V120L42 121H44L45 123H46V120H47V122L49 121V119H46L47 117L49 118V117H51L52 115H48V113H50V114H52L51 112L52 111H49V109H50V106H51ZM55 104V105H56ZM225 104V105H226ZM247 104V103H246ZM258 106H257V105ZM4 105V104H3ZM36 105V104H35ZM101 105V104H100ZM111 105V106H110ZM224 105V106H225ZM236 105V107H234ZM2 106V105H1ZM0 106V107H1ZM9 106V103L7 104V107ZM37 106V105H36ZM80 106V108H82ZM93 106H95V107H93ZM121 106H123L122 107V109H121ZM213 106V105H212ZM211 106V107H212ZM219 106H220V108H221V105L219 104ZM227 106V105H226ZM226 106H225V108H226ZM11 107V106H10ZM26 107V106H25ZM28 107V106H27ZM55 107H57V106H53V111H54V108ZM124 107H128L127 109L129 110L130 109V111H134V114H133V112H132V114H133V117L132 118H134V120H135V122H136V120L137 119H139L140 121H138V123L136 124L137 126V128L136 129H134L133 130V132H134V134L133 133H130L131 134V137L129 136V135H127V134H125L126 132H128V130H131V132H132V126H130L129 128L128 127H123L122 126V124L124 123L123 121H126V119H124V117H125V114L127 113V112H125L124 111ZM216 107H217V105H216ZM30 108V107H29ZM28 108V109H29ZM39 108H38V110H39ZM48 109V111L49 112H47V113H45V110H47ZM52 108V107H51ZM220 108H219V110H217V111H220ZM37 109V108H36ZM89 109H91V108H88V110ZM4 110V109H3ZM51 110V109H50ZM55 110H56V108H55ZM58 110V109H57ZM57 110H56V113H57ZM64 110H62V111H64ZM76 110H79V109H76ZM81 110V109H80ZM231 110V111H230ZM28 111V110H27ZM43 111V112H42ZM61 111V113H63ZM65 111V112H66ZM83 111V110H82ZM89 111V112H90ZM129 111V112H130ZM213 111V112H212ZM216 111V110H215ZM10 112V111H9ZM8 112V113H9ZM39 112V111H38ZM58 112L60 113V110H58ZM81 112V111H80ZM90 112V113H91ZM123 112H125V113H123ZM29 113V112H28ZM37 113V112H36ZM43 113H45V117L46 118H44V115H42ZM61 113H60V115H61ZM83 113V114H84ZM131 113V112H130ZM220 113V112H219ZM20 114V113H19ZM26 114V113H25ZM30 114V113H29ZM28 114V115H29ZM55 114V113H54ZM129 114V113H128ZM8 115V114H7ZM6 115V116H7ZM22 115L23 116H21V115H19V117H24V114L22 113ZM31 115V114H30ZM58 115V114H57ZM80 115H81V113H80ZM135 115L137 116L138 115V118L137 117H135ZM218 115V114H217ZM216 115V116H217ZM225 115V114H224ZM231 115V114H230ZM5 116V117H6ZM9 116H10V114H9ZM42 116H43V118L44 119H42ZM86 116H82L83 118L85 117L86 118ZM130 117H131V114L129 115ZM11 117V116H10ZM37 117V116H36ZM39 117V116H38ZM81 117V116H80ZM130 117H126V118H129L130 119ZM219 117H222V116H219ZM226 117H227V115H226ZM254 118V120L256 121H254L253 123L254 124H252V125H254L255 126V124H257V126H255V127H252V125L250 124L251 123V121H249L248 122V120H249V118ZM6 118H9V117H6ZM27 119V117L25 116L24 117V119ZM40 118V117H39ZM136 118V119H135ZM213 118V117H212ZM14 119H16V118H14ZM22 121L21 123H20V121ZM23 119V120H24ZM46 119V120H45ZM121 119H124L123 121L121 120ZM3 120H5V122L7 121L6 119H2L1 121H3ZM10 120V119H9ZM9 120H8V122H9ZM21 118H17V122L19 121V123H18V126H20L19 124H21V126H23L24 124H25V121H23ZM40 119H39V121H41ZM54 120V119H53ZM131 120V119H130ZM133 120V119H132ZM131 120V121H132ZM222 120V119H221ZM50 121H51V119H50ZM128 121V120H127ZM220 121V120H219ZM16 122V123H17ZM24 122V123H23ZM69 122V121H68ZM130 122V121H129ZM153 123V122H155V126L153 127V126H151L152 124H150V123ZM224 122V121H223ZM53 123V122H52ZM55 123V122H54ZM148 123V124H147ZM160 123V124H159ZM250 125H249V124ZM2 124V123H1ZM6 124V125H5ZM3 126H7L6 128L8 129V126H9V123H5ZM23 124V125H22ZM43 124V123H42ZM47 124H49V123H47ZM46 124V125H47ZM85 124V125H84ZM125 124H129L128 122L126 123L125 122ZM125 124H123L124 126H125ZM135 124H133V125H135ZM150 124V125H149ZM158 124V125H157ZM221 124H223V123H221ZM28 125V124H27ZM26 125V126H27ZM130 125V124H129ZM149 125V126H148ZM17 126V127H18ZM25 126V125H24ZM42 126V125H41ZM52 125H49V127H51ZM43 127V126H42ZM44 127H45V125H44ZM75 127V126H74ZM14 128V127H13ZM16 128V127H15ZM22 128V127H21ZM78 128V127H77ZM5 129V128H4ZM7 129H5V131H7ZM24 129H25V127H24ZM24 129H23V131H24ZM70 129V128H69ZM75 129V128H74ZM73 129V130H74ZM12 130V129H11ZM19 130H20V128H19ZM42 130H44V132H45V130H48V128L46 129V127H45V129H42ZM73 130H70V131H73ZM13 131V130H12ZM16 131H18V129H16ZM59 131V130H58ZM69 131V132H70ZM1 132H2V130H1ZM20 132V131H19ZM22 132V131H21ZM43 132V133H44ZM46 132H49V131H46ZM74 132V131H73ZM130 132V131H129ZM52 133V132H51ZM54 133V132H53ZM57 132H55V134H56ZM4 134V133H3ZM5 134H6V132H5ZM8 134H10V133H8L7 132V138H8ZM37 134V133H36ZM42 134V133H41ZM48 134H50V133H48ZM60 134V133H59ZM62 134H65L66 135V133H62ZM124 134V135H123ZM132 134H133V136H132ZM0 135H1V133H0ZM5 135V136H6ZM25 135V134H24ZM23 135V136H24ZM28 135V134H27ZM43 135V134H42ZM45 135V134H44ZM67 135H69V134H67ZM66 135V136H67ZM88 135V134H87ZM127 135V136H126ZM4 136V135H3ZM14 136V135H13ZM22 136V137H23ZM33 136V135H32ZM52 136V135H51ZM55 136V135H54ZM66 136H64L65 137V139H66ZM72 136H73V134H72ZM85 137H86V135H84ZM131 138V140L129 139V137ZM2 137V136H1ZM57 137V136H56ZM56 137H55V139H56ZM5 138V137H4ZM3 138V139H4ZM29 138H31V137H29ZM36 138V137H35ZM61 138H62V143H63V136L61 135ZM68 138H69V136H68ZM66 139V140H68L69 141V139ZM73 138V137H72ZM75 138V137H74ZM87 138V137H86ZM6 139V138H5ZM4 139V140H5ZM24 139V138H23ZM76 139H73L74 141L76 140ZM109 139H107V140H109ZM132 139H134L135 141L134 142H131L132 141ZM2 140V139H1ZM1 140H0V142H1ZM65 140V141H66ZM130 140V141H129ZM7 141H9V140H7ZM21 141H23V140H21ZM72 141V140H71ZM10 142V141H9ZM9 142H8V144H9ZM28 142V141H27ZM30 142H32V141H30ZM29 142V143H30ZM70 142V141H69ZM103 142V141H102ZM136 142V143H135ZM20 143V142H19ZM33 143H34V140H33ZM66 143V142H65ZM71 143V142H70ZM69 143V144H70ZM95 143V142H94ZM98 143V142H97ZM2 144V143H1ZM11 144V143H10ZM31 144V143H30ZM29 144V145H30ZM59 144H60V142H59ZM82 144V145H81ZM117 144V145H118ZM7 144H6V141H5V146H6ZM20 145V144H19ZM19 145H12V146H9L8 145V147H5V146H1L0 147V150H4L5 152L6 151H8V154H9V152H11V151H14V153L17 151H19L20 150V148H21V146H19ZM23 145H26V143H24ZM28 145V146H29ZM33 145V144H32ZM31 145V146H32ZM34 145H36V144H34ZM41 145V144H40ZM62 145V144H61ZM65 145V146H64ZM64 145H62L61 147H66L68 144L66 143V144H64ZM71 145V144H70ZM95 145V144H94ZM119 145V146H120ZM39 146V145H38ZM37 146V147H38ZM69 146V145H68ZM75 145H73V143H72V146L71 147H74ZM3 147H5V148H3ZM25 147V146H24ZM33 147H35V146H33ZM71 147L69 148V149H67V153L69 154L70 152H71ZM98 147V146H97ZM214 147H215V149L216 150H214ZM30 148V147H29ZM32 148V147H31ZM93 148H96V145H95V147L93 146ZM92 148V149H93ZM121 148V147H120ZM21 149H25V148H21ZM63 149V148H62ZM82 149V151L84 152V154H85V151ZM11 150V151H10ZM26 150V149H25ZM31 150V149H30ZM35 150V149H34ZM65 150V149H64ZM99 150V149H98ZM117 150H118V148H117ZM21 151L22 150H20L18 153H17V155H18V157L16 156V154H12L13 156H10V157H14L13 159H14V161L15 160H17V159H19V156H20V154H21ZM26 151H28V149L26 150ZM69 151V152H68ZM121 151V150H120ZM23 152V151H22ZM25 152V151H24ZM24 152H23V155H24ZM29 152V151H28ZM66 152V151H65ZM122 152V151H121ZM30 153H31V151H30ZM36 153V152H35ZM34 153V154H35ZM71 153H73V159H75V158H77V161L80 163V161L78 160V159H82V160H84L83 159V157L85 156H82V155H80V154H78V152H77V154H75L74 153V151L73 152H71ZM70 153V154H71ZM6 154V153H5ZM8 154H6V156H9ZM10 155H11V153H10ZM22 155V154H21ZM38 155V154H37ZM40 155V154H39ZM72 155V154H71ZM75 155V156H74ZM113 155V157H111ZM3 156V155H2ZM5 156V155H4ZM31 156V155H30ZM29 156V157H30ZM9 157V158H10ZM15 157H17L16 159H15ZM29 157H27V158H29ZM75 157V158H74ZM86 157V156H85ZM3 159H5V158H3ZM11 159V158H10ZM32 159V158H31ZM30 159V160H31ZM37 159V158H36ZM26 160H28V159H26ZM76 160V159H75ZM137 160V161H136ZM12 161V160H11ZM10 161V162H11ZM19 161V160H18ZM23 163H24V161L23 160H21ZM20 161V163H22ZM86 161V160H85ZM136 161V162H135ZM139 161H141V160H139ZM143 161V160H142ZM146 161H147V159H146ZM73 162H74V160H73ZM76 162V161H75ZM78 162L76 163L77 165H78ZM84 162V161H83ZM135 162V163H134ZM149 162V161H148ZM1 163V162H0ZM3 163V162H2ZM14 163V162H13ZM144 163H147V162H144ZM151 163V162H150ZM150 163H148V164H150ZM152 163L150 164L151 166H153L152 165ZM86 164V163H85ZM136 164V165H135ZM147 164V165H148ZM27 165V164H26ZM77 165H76V167H77ZM87 165V164H86ZM85 165V166H86ZM6 166V165H5ZM79 166H80V164H79ZM155 166V165H154ZM7 167V166H6ZM14 167V166H13ZM24 167V166H23ZM81 167V166H80ZM80 167H78V169H80ZM126 167H123V168H126ZM3 168V165H0V170ZM12 168V167H11ZM25 168H27V167H25ZM128 168V167H127ZM130 168V167H129ZM142 168V167H141ZM157 168H158V166H157ZM5 169V168H4ZM8 169H10V168H8ZM16 169H17V167H16ZM24 169V168H23ZM138 169H139V167H138ZM155 169H156V167H155ZM163 169H161V172H162V170ZM11 170V169H10ZM19 170V169H18ZM125 170V169H124ZM150 170V169H149ZM157 170V169H156ZM164 170V171H165ZM95 173H94V172ZM139 171V170H138ZM165 171V172H166ZM77 172H80V171H77ZM92 172L94 173V175H92L93 177H91V174H92ZM123 172V171H122ZM128 172V171H127ZM133 172V171H132ZM134 172H136V171H134ZM15 173V172H14ZM14 173H13V175H14ZM45 173V172H44ZM110 173V175L111 176H108V174ZM129 173V172H128ZM140 173V172H139ZM168 173V172H167ZM4 174H6V173H4ZM10 174V173H9ZM8 174V175H9ZM31 174V173H30ZM36 174V173H35ZM79 173H77V175H78ZM131 174V172L129 173V175ZM135 174V173H134ZM136 174H138V172H136ZM141 174V173H140ZM24 175H25V171H24ZM23 174H22V176H24ZM75 175V174H74ZM127 175L128 174H126V177H127ZM132 175V174H131ZM130 175V176H131ZM142 175V174H141ZM160 175V176H159ZM19 176H21L20 174H19ZM26 176V175H25ZM36 176V175H35ZM76 176V175H75ZM78 176V177H79ZM96 176H98V178L99 179H96L95 177ZM102 176H104V174L102 175ZM136 176V175H135ZM140 176V175H139ZM138 176V177H139ZM148 176V175H147ZM7 177V176H6ZM27 177L28 176H26V179H27ZM43 177V176H42ZM46 177V176H45ZM111 178V180H110V178ZM141 177V176H140ZM4 178V177H3ZM2 177L0 178V179H3ZM35 178V177H34ZM36 178H38V177H36ZM76 178V177H75ZM147 177H146V179H148ZM164 177H162V179H163ZM170 178V177H169ZM30 179V178H29ZM33 179V178H32ZM77 179H79V178H77ZM124 179H128V178H124ZM142 178H140V180H141ZM145 179V180H146ZM167 179V178H166ZM31 180V179H30ZM29 180V182H28V180H27V182H25L26 180H21L22 182H24V186H21V187H23L24 189H25V187H30V186H33V181L31 182ZM39 180V179H38ZM49 180V179H48ZM51 180V179H50ZM118 180V179H117ZM116 180V181H117ZM8 181H9V179H8ZM41 181V180H40ZM42 181H43V179H42ZM45 181H47L46 179H45ZM53 181V180H52ZM81 181H82V184H81ZM105 181V182H104ZM114 181V180H113ZM121 181V180H120ZM148 181H149V179H148ZM35 182V181H34ZM39 182V181H38ZM37 182V183H38ZM49 182V181H48ZM92 182H94V181H92ZM92 182H90V183H92ZM96 182V181H95ZM94 182V183H95ZM99 182H101V181H99ZM125 182V181H124ZM150 182V181H149ZM5 183H6V181H5ZM19 182H17V184H18ZM20 183V184H21ZM40 183V182H39ZM77 183H79V182H77ZM86 183H87V181H86ZM102 182H101V185L103 184ZM123 183V182H122ZM171 183H173V186H171L170 187V185H171ZM0 184H1V182H0ZM14 184V183H13ZM13 184H12V186H13ZM42 184H45L44 182H42ZM88 184V183H87ZM100 184V183H99ZM109 184V183H108ZM110 184H111V182H110ZM35 185H37V184H35ZM40 185V184H39ZM45 185H48V184H45ZM91 184H89V186H90ZM1 186V185H0ZM20 186V185H19ZM42 186H44V185H42ZM85 186H86V184H85ZM88 186V185H87ZM104 186V185H103ZM103 186H101V187H103ZM187 186H189L188 188H189V190H187ZM6 187V186H5ZM7 189H5V190H8L7 192L10 194L11 192L10 191H13V189H12V187L10 188L8 185H7ZM16 187V186H15ZM15 187H14V189H15ZM36 186H34V189L32 188V187H30V189H32L31 191L29 190L28 191V188H27V192L28 193H33L34 192V190L36 189L35 188ZM41 187V186H40ZM40 187H38V189H39V192H40ZM83 187H84V185H83ZM98 187V186H97ZM191 187V188H190ZM42 188V187H41ZM84 188H86V187H84ZM90 188V187H89ZM91 188H93L92 186H91ZM3 189V188H2ZM11 189V190H10ZM21 189V188H20ZM24 189H21V190H24ZM4 190V191H5ZM37 190V189H36ZM42 190V189H41ZM88 190V189H87ZM90 190V189H89ZM92 190V189H91ZM96 190V189H95ZM3 191V192H4ZM43 191V190H42ZM83 191H84V189H83ZM96 191H98V189L96 190ZM123 191V190H122ZM140 191H143V193L142 192H140ZM3 192H2V195H3ZM16 192H18L17 190L16 191H13V193H11V194H14V193H16ZM20 192V191H19ZM38 192V191H37ZM36 192V193H37ZM75 192V191H74ZM82 192V191H81ZM90 192V191H89ZM21 193L23 194V197L25 198V196L26 195H24V193L21 191ZM25 193H26V190H25ZM83 193V196H84V194H86V191H85V193L84 192H82ZM93 193V192H92ZM156 194V196H150V194ZM17 194V193H16ZM38 194V193H37ZM40 194V193H39ZM88 194H90V193H88ZM95 194H97V193H95ZM94 194V195H95ZM151 194V195H152ZM30 195V194H29ZM34 195V194H33ZM47 195V194H46ZM50 195V194H49ZM54 195V194H53ZM73 195H74V193H73ZM72 195V196H73ZM104 195V194H103ZM5 196H6V193H5ZM15 196V195H14ZM13 196V197H14ZM18 196V195H17ZM17 196H15L16 198H17ZM28 196V195H27ZM26 196V197H27ZM32 195H30V196H28L26 199H20V200H22L21 201V203H23L24 202V204L26 203L27 204V202H29V201H31L33 204H34V202L33 201H35V197H33L34 199H31L30 197H31ZM36 196V195H35ZM40 196L41 197H44V196H42V194H40ZM75 196V195H74ZM77 196V195H76ZM78 196H80L81 197V194H79ZM89 196V195H88ZM180 196H183V197H185L184 198V201L183 200H179L178 198L180 197ZM21 197H22V195H21ZM80 197H78L79 198V200H80ZM85 197H86V195H85ZM105 197V196H104ZM127 197H130V199H132L131 201H129L130 199L128 198V200L126 201V199H127ZM259 198L260 200L258 201V202H256V203H252V199L253 198ZM20 198V197H19ZM37 198H38V196H37ZM45 198H47V197H45ZM73 198V197H72ZM76 198V197H75ZM82 198V197H81ZM89 198V197H88ZM106 198V197H105ZM181 198V197H180ZM41 199V198H40ZM39 198H38V201H39V203L41 204V202L42 203H44L42 200H40ZM51 199V198H50ZM109 199V198H108ZM145 199H149V200H151V201H147V200H145ZM9 200V199H8ZM11 200V199H10ZM45 200V199H44ZM52 200H53V197H52ZM74 200H76V199H74ZM73 200V201H74ZM107 200V199H106ZM159 200H161L159 203H158V201ZM87 201V200H86ZM117 201V200H116ZM120 201H122V200H120ZM129 201V202H128ZM12 203H13V201H11ZM18 202V201H17ZM20 202V201H19ZM61 203L63 202V201H60ZM75 202V201H74ZM81 203V200L80 201H78V203ZM84 202V201H83ZM82 202V203H83ZM89 202H91V201H89ZM111 202V201H110ZM109 202V203H110ZM143 202H148L147 204L149 205L150 203H156V205H157V203L159 204L158 206L159 207H162V206H164L163 205V202L165 203V204H167L166 205V207L168 208V213L170 212V215H169V217H167L166 215L164 216V217H162V219H164V226H162V227H160V226H158V227H160V228H156V230L154 229V231L152 230V232L150 231H145L144 229V231H142V229H141V223L139 222V219H140V214H141V210H142V208L140 209V206L141 207H143L142 205H144V204H142ZM168 202V203H167ZM38 202H37V206H39L40 204H39ZM46 203V202H45ZM61 203H59L58 205H56L55 207H54V211H53V209H52V212L53 213H51V217H52V215H54V214H59L61 211H63L62 210V208L60 207L61 206ZM64 203H65V201H64ZM68 203V202H67ZM77 203V205H76V207L78 208V205H80V203L78 204ZM120 203V202H119ZM26 204L24 205V206H26ZM29 204H31V203H29ZM48 204H49V202H48ZM63 204V203H62ZM103 204V203H102ZM107 204V203H106ZM114 204H115V201H114ZM153 204V205H154ZM14 205V204H13ZM15 205L17 206V203H15ZM50 205V204H49ZM84 204H81V206H83ZM108 205H110L111 206V204H107L106 206H108ZM116 205V204H115ZM146 205V204H145ZM22 206V204L20 205V207ZM35 206V205H34ZM40 206H42V204L40 205ZM62 206H64V208H66L67 210H65L64 208V210L66 211V212H70V210H69V208L67 207V206H65L64 204L62 205ZM81 206L79 207V209H81ZM88 206V205H87ZM93 206V205H92ZM92 206H91V208H92ZM158 206H157V208H158ZM4 207V206H3ZM31 207V206H30ZM44 207V206H43ZM58 207H60L61 208V211L60 210H58L59 208ZM75 207V208H76ZM89 207H90V205H89ZM88 207V208H89ZM101 207V206H100ZM100 207H98L99 209H100ZM112 207V206H111ZM144 207H146V206H144ZM151 207V209H152V206H150ZM166 207H164V208H166ZM27 208V207H26ZM25 208V209H26ZM35 208H36V206H35ZM39 208V207H38ZM76 208V209H77ZM90 208V209H91ZM105 208V207H104ZM104 208H101V210L102 209H104ZM108 208V207H107ZM147 208V207H146ZM155 208V207H154ZM163 208V209H164ZM4 209H6V208H4ZM8 209H9V207H8ZM23 209V208H22ZM48 209V208H47ZM51 209V208H50ZM90 209H87V207H83L82 208V210H79V211H82V212H86V214H88L87 212L90 210ZM1 210V209H0ZM30 210V209H29ZM36 210V209H35ZM42 210V209H41ZM43 210H44V208H43ZM97 210V209H96ZM106 211H108L107 209H105ZM153 210V209H152ZM151 210V211H152ZM155 210V209H154ZM159 210H161V208L159 209ZM3 211H5V210H3ZM16 211V210H15ZM18 211V210H17ZM25 211V210H24ZM58 211H60L59 213H58ZM100 211V210H99ZM143 213L145 214V213H147L148 211H150V210H147V212H145V209L143 208ZM6 212V211H5ZM9 212V211H8ZM19 212H20V210H19ZM26 212H27V210H26ZM39 212H40V210H39ZM44 212V211H43ZM64 212V211H63ZM77 212H78V210H77ZM81 212V213H82ZM91 212V211H90ZM89 212V213H90ZM97 212V211H96ZM112 212V213H111ZM123 212H125L126 213V215L124 216V214L125 213H123ZM10 213H12V212H10ZM9 213V214H10ZM28 213H29V211H28ZM31 213H32V210H31ZM74 213L75 212H73L72 213V216L74 215ZM92 213H93V211H92ZM98 213H100V214H102V211H100V212H98ZM149 213V212H148ZM153 212H151V213H149V214H152ZM5 213L4 212H0V225H2V227L3 226H5L6 224L8 225V226H10V224H8V223H10L9 221H11V220H8V223L7 222H4V219L6 220V214L4 215ZM18 214V213H17ZM38 214V213H37ZM45 214V213H44ZM62 215H65V213H61ZM61 214H59V215H56V218H59L60 217V215ZM84 214V213H83ZM83 214H80L81 216H85L86 217V215H83ZM94 214L95 213H93L92 215L91 214H89V216L91 215V219H92V216H94ZM143 214V215H144ZM154 214V213H153ZM152 214V215H153ZM164 214H166V213H164ZM29 215H32V214H29ZM35 215V214H34ZM80 215H78V216H80ZM96 215V214H95ZM142 215V214H141ZM148 215V214H147ZM146 214H145V216H147ZM159 215V214H158ZM161 215H162V213H161ZM27 216H28V214H27ZM39 216H40V214H39ZM41 218L39 217V219H41V220H43V218L45 219V218H47V217H43V215L41 214ZM47 216V215H46ZM69 216V217H68ZM67 216V214L64 216V217H68V218H71L70 217V214ZM75 217L77 216V215H74ZM78 216H77V219H78ZM89 216L87 215V217L89 218ZM100 216V215H99ZM103 216V215H102ZM124 216V218H127V219H129L130 220V222L132 221L133 222V224L134 225H137V226H139V227H137L136 228V226H134L135 228L134 229H132V231L130 232V233H126L127 235H126V237L127 238H125V240L123 241V242H125L126 241V239H127V242H128V249H132V251L131 250H126L127 252L124 254L123 253V255H121V253L119 254V252L117 253L118 255H115V254H113V255H111V252H115V251H112V249H113V246L115 247L114 249H116L117 247L115 246V244L118 242L117 241V239L119 238H117L116 237V231L118 230L117 228H118V222L120 223V219H122V217ZM137 216L139 217V219L137 220ZM5 217V218H4ZM10 217V216H9ZM21 217V216H20ZM37 217V216H36ZM35 217V218H36ZM63 217V218H64ZM86 217V218H87ZM97 217V216H96ZM11 218V217H10ZM65 218V219H66ZM74 218V217H73ZM72 218V219H73ZM89 218V220H91ZM95 218V217H94ZM103 218H104V216H103ZM141 218H143V219H145L146 220V218L145 217H142L141 216ZM150 218V217H149ZM9 219V218H8ZM22 219V218H21ZM38 219V218H37ZM48 219H49V217H48ZM46 220V223L45 224H47L48 223V221L49 220H53L52 218H50L49 220ZM59 219H62V218H59ZM65 219H62L61 220V223L63 222V220H65ZM76 219V218H75ZM74 219V220H75ZM142 219V220H143ZM161 219V218H160ZM67 220H69V219H67ZM79 220H81V219H79ZM83 220H84V218H83ZM86 221H87V223L88 224H90V222H88V219H85ZM97 220H99V219H97ZM96 220V221H97ZM101 220V219H100ZM104 220V219H103ZM124 220H126V219H123V221H121L122 222V224H123V222H125ZM7 221V220H6ZM13 221H14V219H13ZM33 221L36 223V229H30V225H28L29 223L31 224H34L33 223ZM37 221H39V220H37ZM58 221V222H57ZM112 221V220H111ZM110 221V222H111ZM118 221V222H117ZM140 221H141V219H140ZM6 223L5 225L3 224V223ZM16 222V221H15ZM19 222V221H18ZM78 221H75V224L77 223ZM82 222V221H81ZM95 222V221H94ZM103 222V221H102ZM101 222V223H102ZM131 222V223H132ZM138 222H139V224H138ZM146 222H149V220L148 221H146ZM43 223V224H44ZM66 223H70L71 224V220H69L68 222H66ZM80 223V222H79ZM87 223H85V225L87 224ZM93 223V222H92ZM100 223V222H99ZM98 223V224H99ZM100 223V224H101ZM131 223H130V225H131ZM27 225L26 227H24V225ZM44 224V225H45ZM65 224V222H63V224L62 225H64ZM70 224H68V226H66V227H68V228H64L65 227V225H64V227L63 226H60V227H63V229H70L71 228V231L73 232L74 230H75V228L72 230V228H73V224H74V222L71 224V225H73L72 227H70L69 228V225ZM96 224H97V222H96ZM103 224H104V222H103ZM122 224H121V226H122ZM125 224V223H124ZM123 224V225H124ZM151 224V223H150ZM149 224V225H150ZM61 225V224H60ZM67 225V224H66ZM82 225L83 226H85L84 225V222L82 223ZM81 225V226H82ZM120 225V224H119ZM144 225V224H143ZM147 225H148V223H147ZM7 226V227H8ZM81 226H79L78 225V227H81ZM120 226V227H121ZM154 226V225H153ZM6 227V226H5ZM6 227V228H7ZM75 227V226H74ZM76 227H77V225H76ZM148 227V226H147ZM157 227V226H156ZM166 227H170V229H165ZM10 228V227H9ZM122 228H123V226H122ZM126 228V227H125ZM127 228H129V227H127ZM131 228H133V227H131ZM130 228V229H131ZM153 228V227H152ZM1 229H3V228H1ZM44 229V230H43ZM78 229H80V228H78ZM78 229H76V230H78ZM82 229H83V227H82ZM86 229V228H85ZM97 229V228H96ZM149 229H151V227H149ZM75 230V232H76V234H77V232H81L80 230L79 231H76ZM125 231H126V229H124ZM128 230V229H127ZM5 231V230H4ZM15 231H14V233H15ZM47 231V232H46ZM120 231V230H119ZM118 231V232H119ZM11 232H12V230H11ZM20 232V233H19ZM71 232V233H72ZM117 232V233H118ZM2 233V232H1ZM7 233V232H6ZM13 233V232H12ZM70 233V234H71ZM122 233H124V232H122ZM121 233V234H122ZM69 234V233H68ZM81 234V233H80ZM79 234V235H80ZM90 234V233H89ZM119 234V233H118ZM72 235H75V234H73L72 233ZM72 235H69L70 237H72ZM78 235V234H77ZM11 236V235H10ZM30 236V237H29ZM31 236H32V238H31ZM119 236H121V237H123L124 236V234H122V235H120L119 234ZM12 237V236H11ZM10 237V238H11ZM16 237V238H17ZM25 237V238H24ZM65 237V236H64ZM74 238H75V236H73ZM88 237H87V239L86 240H88ZM114 237H115V239L116 240H114V244H113V246L111 247V242H110V240H112L113 241V239H114ZM125 237V236H124ZM123 237V238H124ZM12 238V239H13ZM23 238H24V242H23ZM73 238V239H74ZM154 238V239H153ZM161 238H162V240H161ZM32 239V240H33ZM70 239V238H69ZM77 239V238H76ZM120 239V238H119ZM122 239H120V241H121ZM69 241V242H68ZM117 241V242H116ZM156 241H155V244H156ZM18 244H17V243ZM164 242V243H163ZM120 243V242H119ZM191 243H197V244H199L200 245V247L202 246V249L204 248V250H203V252H197V253H194L193 251L195 250V251H197L196 250V248H198L199 246H197L195 249L192 247V244ZM33 245H34V243H32ZM36 244V246H35V249H36V247H40V246H42V245H37ZM101 245L102 244V246H104L103 247V249L105 248V247H109V248H112L111 249V252H110V250H109V248L107 249L108 250V252H107V250L105 251V253H110V254H101L102 256H101V258H100V260L99 259H96L97 261H95L94 260V254H95V250H94V246H92V245ZM148 244H150L149 246H148ZM44 245H43V247H44ZM121 245V246H120ZM153 245V244H152ZM151 245V246H152ZM164 245H159V247H160V249H159V247L157 246V248H158V250L159 251H157V252H159L160 253V251L162 250V246H164ZM60 247L59 249L58 248H56V247ZM118 246V245H117ZM119 246L120 247H122V244H119ZM153 246H155V245H153ZM152 246V247H153ZM189 246H191V248H193L194 250H192V252H190L191 250H187V249H189L188 247ZM196 246V245H195ZM29 247V246H28ZM34 247V246H33ZM97 247V246H96ZM95 247V248H96ZM150 248V249H154V248ZM32 248V247H31ZM33 249V248H32ZM32 249H30L29 248V250H32ZM37 249H39V248H37ZM36 249V250H37ZM102 249V251H104ZM122 249V248H121ZM126 249V248H125ZM201 249V250H202ZM34 250V249H33ZM36 250H34V251H36ZM97 250V249H96ZM99 250H101L100 248H99ZM122 250H124V248L122 249ZM155 250H157V249H155ZM119 251V250H118ZM130 251V252H129ZM190 253H189V252ZM21 252V253H20ZM54 252H56V251H54ZM99 252V251H98ZM124 252V251H123ZM153 251H151V253H152ZM157 252H156V254H157ZM162 252V251H161ZM163 252H165L164 250H163ZM97 253V252H96ZM137 253H138V255H137ZM139 253H140V255H139ZM154 253V252H153ZM192 253V254H191ZM45 254V253H44ZM99 254V253H98ZM155 254V253H154ZM165 254H166V252H165ZM29 257H28V256ZM149 255V254H148ZM153 255V254H152ZM50 256V255H49ZM53 255H51V257H52ZM54 256H56V255H54ZM54 256L52 257V259H55L54 258ZM157 256H158V254H157ZM161 256V255H160ZM164 256V255H163ZM162 256V257H163ZM143 257V256H142ZM144 257H146L145 255H144ZM150 257H152L151 255H149V258ZM155 258H153L154 260L155 259H157L156 258V256H154ZM95 258H97L96 256H95ZM148 258V257H147ZM146 258V259H147ZM148 258V259H149ZM160 258V257H159ZM46 259V258H45ZM48 259H50V258H48ZM148 259H147V262H149L148 261ZM151 259V258H150ZM163 259V258H162ZM166 259V258H165ZM169 259V258H168ZM142 261L144 260V259H141ZM153 260V261H154ZM158 260V259H157ZM52 261V260H51ZM56 261V260H55ZM54 261V262H55ZM141 261V262H142ZM156 261V260H155ZM44 262H45V260H44ZM46 262H47V260H46ZM146 262V261H145ZM135 263H137V262H135ZM153 264H155V263H158V261L157 262H152ZM46 264V263H45ZM51 264V263H50ZM134 264V263H133ZM138 264V263H137ZM140 264V263H139ZM144 264V263H143ZM146 264V263H145Z\"/></svg>","mask_w":264,"mask_h":264},{"label":"rangeland","instance_id":"2","mask_svg":"<svg viewBox=\"0 0 264 264\" xmlns=\"http://www.w3.org/2000/svg\"><path fill=\"white\" fill-rule=\"evenodd\" d=\"M53 1H55V2H53ZM97 1H99L100 2V0H97ZM103 1V2H102ZM100 3H98V2H95V0H93V1H90V0H60V2H59V0H0V48H1V50H0V82H2V83H0V102H1V104H0V133H1V135H0V140H1V142H0V147L1 146H5V141H6V146L5 147H8V145L9 146H12V145H19V146H21V148H25L26 150L28 149V151H26L25 149L23 150V149H21L20 148V150H22L23 152H24V155H23V152L21 151V154H20V156H19V159H17V160H15L14 161V157H10V156H13L14 154H16V156L18 157V155H17V153L20 151H16L15 153H14V151H11V152H9V154H8V151H2V150H0V165H3V168L0 170V178L2 177H4L3 179H0V182H1V186H0V212H4L5 214V216L7 217L6 218V220L4 219V222H7L8 223V220H11V221H9L10 223H8V224H10V226H8L6 223H3L5 226H3L2 227V225H0V237H3V235H4V237L3 238H6V239H8V240H10V241H12V240H15V239H18V237H19V235L20 234H16V232H18V231H15V230H13V229H19L18 227L16 228V227H14L13 228V225L15 226V224H17V223H19L18 225H16V226H19L20 225V223H23V220H24V218L25 217H31V218H33L34 219V221L35 222H37L38 223V225H39V222L40 221H42V224H41V222H40V226H42L43 225V227L42 228H44L45 230H47L46 228H47V226H49V222H55L56 223V220H59L60 221V223L58 222V224H57V226L59 227V228H61L62 230H61V234L63 233V235H64V233L66 232V235H64V236H60V237H62L63 239L65 238H68V240L69 241H71V242H73L74 241V243L73 244H75V245H77V244H79L78 243V241H80V239L78 240V236H82V234H83V237L82 238H84V236H85V241H83V243L84 244H86V243H88L89 242V237L88 236H90L92 233V230L91 229H93V231H95V230H98L99 231V228H100V230H101V228H103L102 226H106L107 224L106 223H108V221H109V224L111 223V225L113 224V220L114 219H112V218H114V216L112 215V218L110 217L111 215H110V211L112 210V212L116 209V206L118 205V207L119 206H121V204L122 205H127L126 207H127V209L126 208H124V206H123V208H122V206H121V208H122V211H126V213H128L127 211H129L130 210V207L128 208V204H126L127 202H123V201H125V198H123L124 196H122V194L124 193V188H125V186H124V184L126 185L127 184V182L129 181V179H130V181H129V183H131L132 182V180H133V182H132V185H133V187L134 188H136V186H137V184L135 185V183H137V182H139V181H143V179H144V181H146L147 182V184H150L151 182H152V180L153 181H156L155 179L157 178V173H158V170H160V173H158V174H161V176L160 177H158V178H160L159 180H164L163 182L165 183V184H167L166 182H168V180H170L171 182H173V177H172V175L170 174L169 175V172L170 171H166L165 170V168L163 169V168H161V167H159V165L158 164H154V163H152V161H150V158H149V160H148V158L147 157H144L143 159L142 158H139V159H137L135 162H136V164H139L138 162H140V165H136V166H138L139 167V169H138V167H137V170H136V168H135V170H133L134 168L133 167H135V166H133L131 163L130 164H128V168L126 167V165H127V163H125L124 164V166L123 165H121L122 167H120L121 168V173H122V175H125L124 177H123V179H119V178H112V180H111V178H110V180L111 181H109L108 183L106 182V184H104L103 183V179L105 180V178H108V177H106L107 176V174H105V173H107V172H105V173H103L104 174V176H102L103 174H99V177H100V180L99 181H101L103 184L101 185V182H97V180H93V178L91 179V178H89L90 179V182H92V181H96L95 183L94 182H92V183H90L89 182V180H88V178L86 179V178H83L84 180H82L83 182H85V184H86V186H85V184L83 183L82 184V181H81V186H82V189H81V191L82 192H84L85 193V191H86V194H84V196H83V193L79 190V188L76 186V185H78L79 187H80V179H81V177L83 176V177H87V175L89 174V173H87V171H85V169L83 168V166L85 167V168H87V169H89V171H92V169L90 170V163H89V160H88V153L86 152L87 150H89V151H91V153H92V151L93 152H95L96 150L97 151H100V150H102V153L103 154H107V152L108 153H115V152H120L121 154H123V147H122V145H120V143L118 144L117 142H118V140H115V139H113L114 137H110V139H109V136H107V138H105L106 140H96V141H94L93 142V144H92V148H93V146L95 147V145H96V148H86L85 149V147H84V149H83V147H81L80 146V144L78 145V148H77V150L79 149V148H82L84 151H85V154H84V152L82 151V149H79L78 151H76V147H77V145L75 144L77 141H79L80 139H76V136H77V134H78V136H77V138L79 137V138H82V139H88L89 137L88 136H90V134H91V136H90V138H92V133L91 132H87V133H85L84 135H86V137L82 134V135H80L79 136V131H81V128H80V126H81V123H83V122H86L87 120H89V119H87V116H88V118H89V115H91L92 116V113L93 112H91V111H93V108L92 107H88V108H91V109H89L88 110V108H84L83 109V107L81 106V105H79V102H78V100H79V98H82V97H79L81 94L80 93H78V91H77V89H79V87H76V85L74 86L73 84H74V82H76V80L78 79V77L77 76H80L81 77V74H82V79L84 80V81H86L85 83L86 84H88V81H89V77L87 78V76H90V75H92V74H94L96 71L94 70V69H92L91 67H88V69H92L91 71L90 70H88L87 69V67H86V70H85V68H84V65H86V66H88V64H87V62H84L86 59H88V54L86 55V56H83L82 57V55H84V54H82L83 52L81 51V50H83V51H85V50H87V48L89 47V49H97V48H99V47H97V46H102L103 45V40L101 39V37L100 36H98L99 35V30H102L101 32H103V30H104V33L107 31V34H108V32H109V34H110V31L112 32L110 35H114V36H116V37H118V35L120 36L121 34H123L124 33V30H127L128 28H133V26H134V28H135V26H136V28L132 31V33L134 34V35H139L140 34V32H138V31H143V30H145L146 28L148 29L147 31L145 30V31H143V32H141V34L142 35H140L139 37H137V40H134V39H136V37L134 38V36H133V38H131V39H133L134 41H135V43H136V41H141L142 39L140 38V37H143V40L141 41V44L138 46V44H136L135 45V47L133 46V47H131V48H133L134 50H133V52H136V51H139V52H145L146 51V49L147 50H149L148 48H149V46L151 45L152 46V44H154V43H158L159 42V40H157L156 41V38L154 37H152L151 35H150V33L153 35V36H155V35H157V34H155L156 33V30H157V32H158V36L163 32V33H165V31H168V29H169V33L171 32V31H174L173 32V35L172 36H170L169 34H167L168 36H170V37H172V38H170L169 37V39H168V37H167V35H166V40H170V42L169 41H167V43L169 42V44L171 45V43L173 44L174 42H176V41H178V42H180V43H178V44H180L181 46H179V47H182V48H180L179 50H182L181 52L180 51H177L178 49H176L175 51H174V53H173V50L171 51L172 53V56L173 57H175L173 54H175V52H176V54H177V56H176V58L180 61V59H182V57H181V54L182 53H187V56L189 57L190 56V58L192 57V59L193 58H195L194 59V63L195 64H193V61L192 60H185L184 61V59H182V61H178L176 58H175V61L174 62H172V61H170L171 63L170 64H172V66H170V68L168 69L169 70V72L171 73V79H173V81H172V83H173V85L174 86H177V84L178 85H180V83L181 82H183L184 84H185V81H189V79L191 80V77H189V79H187V80H185V81H182V79L181 78H184V77H186L187 75H189V74H192L191 76H192V80H194L193 78V76L194 75H196V73H198V72H200V70L203 68L202 67V65L203 66H205V65H208V66H210V63L212 64V65H214V63L216 62L217 64H218V67H219V69L217 68H215L214 69V67L213 68H211V69H209V71H211L212 72V69H214L215 71L216 70H218L217 72H215L214 73V71H213V73H214V75H215V77L216 76H218V72H220V74H219V78L218 77H216L218 80H220V84L219 83H217L218 81H217V79H215V80H212L211 78H209V76H211V75H208V76H206L207 78H209V84H208V79L205 77V80H207L206 82L205 81H202L203 79H204V77H203V79H200L201 77H200V74L198 75L200 78H198V76H196V78H197V85H196V88H197V86H199L200 88H198V89H201V86H202V83H204V87L205 86H208V87H210V84L212 83V81L216 84L217 83V85L219 84L221 87H222V84L224 83V81H223V79L225 80L226 78L228 79V81H226V83H224L223 84V87L225 86V88L227 89H231V88H237V86H242V87H245L246 88V86L248 87V86H250V85H252V84H255L258 80V82L256 83V85H260V91L262 92V89L261 88H263L264 89V83H263V81H264V54H263V56L261 55L262 53H260L259 52V56H262V57H260V58H263V59H260V60H255V58H257V57H255L256 55H258V54H256L257 53V51L259 50V48H260V46L263 44V43H261V41H260V39L262 40L263 39V37H264V22H262V21H264V18H262L261 20H260V18H261V15H260V13H258V12H261V10L263 11V9H261L260 11L258 10H256V12H254V14H253V9H251L252 8V5H253V7H255L256 5H258V1L259 0H209V2L207 1V0H178V2L176 3V0H175V2H173V0H160V2L159 3H156L155 4V0L153 1L154 2V4L153 3H151L152 1L151 0H149V1H151L150 3L151 4H149V5H147V3H149L147 0V2H146V4H144L145 2L144 1H140V0H137L138 1V3H137V1L135 2L134 0H131V2L132 3H128V1L127 0H125V2H127L128 3V5L126 4V6H125V2H124V0H121V1H123V3L122 2H118V1H116V0H111V2L113 3V4H115V6L111 3V2H109L108 0V2H106V0H102ZM159 0H157V2H158ZM205 1H207V3L205 2ZM50 2H52V3H50ZM89 2H91V3H93V2H95V3H98V4H100V5H103V4H105V3H111L112 4V6H114V8H116L117 9V11H115V14H116V12H119L121 9V13L119 12V15H117L116 14V16H117V18L115 17V24H112V22H110L103 14H107L106 12L104 13V11L102 12V10H101V12L103 13V14H100L101 12H99V13H95L96 14V16L98 15H100L99 17L101 18V20L98 18V17H96V16H90L88 13H87V11H86V13L84 12L85 10H86V8H87V5L89 4H91V3H89ZM105 2V3H104ZM117 3V6H116V3ZM130 2V1H129ZM141 2V3H140ZM163 4H162V3ZM189 2V3H188ZM236 2V3H235ZM103 3V4H102ZM120 3H121V5H120ZM135 5H134V4ZM176 3V4H175ZM188 3V4H187ZM206 3V4H205ZM209 3V4H208ZM212 3V4H211ZM118 4H119V6H118ZM133 4V5H132ZM163 6H162V5ZM165 4V5H164ZM179 4H180V6H179ZM231 4H233V5H231ZM250 4V5H249ZM256 4V5H255ZM27 5V6H26ZM88 5V6H89ZM179 7H177V6ZM189 5V6H188ZM235 5V6H234ZM248 5V7L249 8H247L246 6ZM58 8V9H56V7ZM71 6V7H70ZM123 6V7H122ZM160 6H162V8L163 7H166L164 10V12L162 13H160V9H162V8H160ZM181 6H182V8H181ZM6 7V8H5ZM60 7V8H59ZM100 8H102V6H99ZM214 7V8H213ZM216 7V8H215ZM240 7V8H239ZM3 8V9H2ZM27 8H29L28 9V11L30 10V12H28V11H26L27 10ZM79 8V9H78ZM85 8V9H84ZM160 8V9H159ZM195 8H197V9H195ZM231 8L234 10L235 9V14H232V15H236V17H239V16H237V15H240V19L238 18V20H237V22L236 21H234L235 19L234 18H232V17H230L231 19H234L233 21V23H232V21L228 18V20L227 19H225L226 17H225V15H226V13L227 12H229V11H231V12H233V10H231ZM236 8H238V10L236 11ZM55 9V10H54ZM67 9V10H66ZM70 9V10H69ZM83 9V10H82ZM115 9V10H116ZM120 9V10H119ZM162 9V10H163ZM214 9V11H212ZM217 9H219V10H217ZM9 10V11H8ZM74 10V11H73ZM77 10L79 11L78 13H77ZM124 10V11H123ZM221 10V11H220ZM250 10V11H249ZM2 11V12H1ZM12 11H13V13H12ZM26 11V12H25ZM192 11H193V13H192ZM194 11H197V12H195L194 13ZM201 11V12H200ZM219 11V12H218ZM249 11V12H248ZM252 11V12H251ZM8 12V13H7ZM31 12H33L34 13V16H33V14L31 13ZM35 12H36V14H35ZM45 12V13H44ZM73 12H75V14L77 15L78 14V16H79V19L82 17L81 15H83V17H82V19L85 17V16H87V18H90L91 17V20L92 19H94L93 20V22L95 23V24H97V22H98V19L100 20V21H103L102 20V18L103 17H101V16H104L105 18H106V23L108 22V24H110L111 26L113 25V27H111L110 26V28H108L106 31H105V29H103V28H99V30H95L97 27L96 26H94L95 24L93 23L92 25L94 26V27H96V28H93L94 30V34H93V31L91 32V31H88L89 29H92V28H87V26H86V24H85V21L87 20V18H86V20H85V18L83 19V20H85L84 22L82 21V19H80L83 23H84V28L82 27L83 26V24H82V22L80 23V20H78V22H76L75 20H77V19H74L75 17H76V15H74V13ZM80 12H82V14L80 13ZM84 12V13H83ZM124 12V13H123ZM200 12V13H199ZM213 12H217V13H219V14H215V16L216 17H213V16H211L212 15V13ZM237 12V13H236ZM11 13V14H10ZM30 13V14H29ZM47 13V14H46ZM80 13V14H79ZM224 13H225V15H224ZM234 13V12H233ZM239 13V14H238ZM241 13V14H240ZM46 14V15H45ZM67 14V15H66ZM70 14V15H69ZM85 14H87V15H85ZM94 14V15H95ZM125 14V15H124ZM193 14V15H192ZM199 14V15H198ZM231 14H230V12H229V14H227V16L229 15V16H231ZM33 17H36V15H37V19H35V22H34V19L32 18V16ZM41 15H42V17H41ZM72 15V17L73 16H75V17H73V19H74V21H73V25H71V26H74V28L73 27H71L70 26V28L72 29H74L73 31H72V34L69 32V29H67L66 27H68L70 24H68V26H66L65 27V25H64V23H69L70 21V16ZM85 15V16H84ZM133 15H134V17H133ZM201 15V16H200ZM224 15V19L222 18V16ZM256 15V16H255ZM260 15V16H259ZM28 16V17H27ZM48 16V17H47ZM81 16V17H80ZM90 16V17H89ZM165 16V17H164ZM199 16H200V19H202L203 21H205V22H202V23H200L199 22V26H200V28L202 29V30H200V28H198L199 26L196 24V25H194L195 23H194V21H196V20H199V21H202V20H200V19H197V18H195V17H198L199 18ZM254 17V21H257V20H255V17L256 18H258L259 20H260V22L258 23V21L257 22H255L256 23V25H257V23H258V25L256 26L255 25V23L254 22H252V18ZM259 16V17H258ZM39 17H41V18H39ZM46 17L48 18L47 20H46ZM94 17V18H93ZM203 17V18H202ZM262 17H264V16H262ZM44 20H43V19ZM63 18H64V21H63ZM69 18V19H68ZM77 18V17H76ZM111 18V17H110ZM206 18V19H205ZM212 18H214L215 20H224L223 22L226 24V25H224L223 26V22H221L222 23V25L221 24H215V25H218V28H217V26L215 27V25H212V24H214L213 23V21H212ZM218 18V19H217ZM29 21H28V20ZM43 21H41V20ZM72 19V20H73ZM191 19H194V20H191ZM209 19H211V20H209ZM213 19V20H214ZM37 20V21H36ZM45 20H46V22H45ZM59 20H61L60 22H57V21H59ZM71 20V21H72ZM97 20V21H96ZM105 20V19H104ZM111 20V19H110ZM133 20V21H132ZM207 20L209 21V22H207ZM220 20V21H221ZM250 20H251V22H250ZM27 21H28V23H30V25L27 23ZM31 21V22H30ZM67 21V22H66ZM96 21V22H95ZM100 21H99V25H100ZM111 21H113V23H114V19H112ZM166 21L168 22V24L166 23ZM175 21V22H174ZM191 21V22H190ZM193 21V22H192ZM211 21V22H210ZM228 21H231V22H228ZM40 22H41V24H40ZM62 22H64V23H62ZM165 22V23H164ZM227 22H228V24H227ZM239 22V23H238ZM20 23V24H19ZM25 23H27V25H29V26H26L25 25ZM33 23V24H32ZM35 23V24H34ZM44 23V24H43ZM45 23L47 24L48 23V27L50 28V30H51V28L53 27L51 24H53V25H57V27H56V25L54 26V28H55V33H54V31H52L53 30V28H52V30L50 31V30H46L47 28H46V26L47 25H45ZM58 23V24H57ZM60 23V24H59ZM79 25H78V24ZM189 25H188V24ZM192 23H194V24H192ZM211 23V25L213 26H208L207 27V25H206V29L204 28V26H205V24H210ZM234 23H235V25H234ZM237 23V24H236ZM17 24V25H16ZM36 24L38 25V26H36ZM77 24V25H76ZM102 24H103V22H102ZM147 26L148 25V27H146L145 25ZM161 24H162V26H164V27H162L161 26ZM258 28H256L254 25ZM34 25V26H33ZM44 27H43V26ZM67 25V24H66ZM99 25H97V26H99ZM140 25H143V28H144V26H145V28L142 30L140 27H142V26H140ZM165 25H169V28L167 27V30H165L164 31V29L163 28H165ZM219 25L221 26L220 28H219ZM236 25H237V27H236ZM36 26V28H34ZM61 26V28H58V27H60ZM64 26V27H63ZM193 26H195V30L197 31V32H199L200 34H201V32H202V37H200L199 36V33H197L195 30H193ZM197 26V27H196ZM202 26H203V28H202ZM223 26V27H222ZM19 27V28H18ZM21 27H22V30H21ZM28 27H29V29H28ZM38 27V28H37ZM154 29V31L155 32H150V30H152L153 31V29ZM161 27V28H160ZM236 27V28H235ZM66 29V30H64V29ZM87 28V29H86ZM161 30V29H163L162 30V32L160 31V34H159V30ZM191 28V29H190ZM198 28V29H197ZM211 28V30H209ZM217 28V29H216ZM233 28H235V30H233ZM255 30H253V29ZM11 29V30H10ZM14 29V30H13ZM61 29V30H60ZM98 29V28H97ZM171 29H173V30H171ZM204 29V30H203ZM31 32H30V31ZM87 30V31H86ZM109 30V31H108ZM114 30V31H113ZM135 30H136V32H135ZM138 30V31H137ZM190 30H192V31H190ZM14 31H17V32H14ZM69 32L70 34H67L66 32ZM80 33H79V32ZM190 31V32H189ZM229 33H228V32ZM234 31H236V32H234ZM53 32V33H52ZM97 32H98V35H96L97 34ZM100 32V33H101ZM126 32V31H125ZM146 32V34H148V36H150V37H152L153 38V40H152V38H151V40H152V42L153 41H155L154 43H151V40L150 39H148V37L146 38V34H144ZM191 33V34H188V33ZM195 32V33H194ZM207 32V35L205 36V33ZM52 33V34H51ZM77 33V34H76ZM115 33H117L116 35H115ZM119 33V34H118ZM166 33H168V32H166ZM197 33V34H196ZM241 33H243L242 35H241ZM21 35V36H19L18 37V35ZM61 34V35H60ZM65 34H67L68 35V38L70 39V40H68L67 39V35H66V37L64 38L63 36H65ZM126 34V33H125ZM129 34H130V36H129ZM129 34H127L128 35V37H127V35H125L124 36V34L123 35H121L122 36V38H124V42H122L123 44H125V45H127L128 44V42H129V38L130 37H132V35L133 34H131V33H129ZM171 34V33H170ZM193 34H195L194 36H193ZM231 36H230V35ZM15 35V36H14ZM51 35V36H50ZM56 35H57V37H56ZM59 35V36H58ZM71 35V36H70ZM75 35V36H74ZM76 35L78 36L77 38H76ZM145 35V36H144ZM165 35V34H164ZM188 35V36H187ZM254 35H262L261 36V38L260 39H257ZM71 38H70V37ZM72 36H74V37H72ZM158 36H156L157 38H158ZM187 36V37H186ZM233 36V37H232ZM240 36H243V37H240ZM245 36V37H244ZM18 37V38H17ZM43 37V38H42ZM46 37V38H45ZM51 37V38H50ZM62 37V38H61ZM99 39H97V38ZM164 37V36H163ZM200 37V38H199ZM204 37L205 38H208L206 41H205V43L203 42L204 41ZM233 38V39H229L228 40V42L230 41V40H234L235 41V43H236V45H235V47H237V44H238V47H239V49L240 50H242L240 47L243 45L242 43L244 42V45L243 46H247V47H249L248 45H250V47H258V48H256L255 50H251L250 49V51H253V53H252V56L251 57H253V58H251V57H249V59L251 58L252 60L250 61V63H253V64H251V66H250V63H249V66H247L248 64L247 63H245V64H242V65H240V66H242V67H239V65H238V67H239V69L241 68V71H247V72H245V73H243V72H239L238 71V69H236V71L234 70L233 72H232V70H233V68H234V66H230V69H232L231 71L229 70V65L228 64H230V63H233V61L232 60H234V62L235 61H237V53H236V51H237V49L238 48H236V51L234 50H232V45H231V47H229L230 45H229V43L227 42V39L228 38ZM23 38V39H22ZM127 38V39H126ZM139 38V39H138ZM145 38V39H144ZM160 39L162 38V35L159 37ZM191 38V40H188V39H190ZM239 38H241L240 40H239ZM15 39V40H14ZM42 39H44V41H42ZM50 39H51V41H50ZM67 39V40H66ZM73 39V40H72ZM75 39V40H74ZM130 39V40H131ZM141 39V40H140ZM164 39V38H163ZM243 39H245V40H243ZM49 40V41H48ZM61 40H62V42H61ZM65 40V41H64ZM101 40V41H100ZM147 40L149 41L150 40V43L151 44H149L148 42H147ZM187 40V41H186ZM200 40H202V43L203 44H199L200 43ZM224 40L226 41V43L228 44V46H224V44H225V42H224ZM243 42H242V41ZM6 41V42H5ZM46 41H47V43H46ZM69 43H68V42ZM198 41H199V43H198ZM239 41L240 42H242V43H239ZM248 43H247V42ZM258 41V42H257ZM2 42V43H1ZM68 43V45H67V43ZM74 42V44H71V43H73ZM126 42V43H125ZM143 42H144V44H143ZM146 42V43H145ZM161 42H165L164 40H161ZM187 42V43H186ZM190 42H191V45H193V48L191 47V45H190ZM195 42V43H194ZM218 42V43H217ZM220 42V43H219ZM223 42V43H222ZM56 43V44H55ZM66 43V44H65ZM98 43V44H97ZM102 43V44H101ZM130 43V42H129ZM135 43H133V41H131V43L130 44H135ZM149 44L147 47H144V48H141V46L143 45V46H146L145 44ZM177 43V42H176ZM185 45H184V44ZM214 43V44H213ZM61 44L63 45V48L64 49H62V47L60 48V47H58L59 45L61 46ZM65 44V45H64ZM71 44V45H70ZM94 44H96V46L94 45ZM100 44V45H99ZM161 44H164V43H160V45L158 44V46H159V49H161ZM186 44H188V45H186ZM198 46H197V45ZM242 44V45H241ZM38 45H41L39 48H40V50L39 49H37V47H38ZM43 45V46H42ZM44 45H46V48H45V46ZM50 45V46H49ZM51 45H52V47H51ZM67 45V46H66ZM73 46V47H75V49L74 50H72L73 51V53H72V51H71V56L70 57H68V58H70V60L68 59V62L66 61V63H68V65L70 66H65L64 65V67H63V62H64V64H66L65 63V60H66V58H64V57H62L61 55H65L64 53H67L66 52V50L68 49V48H65V47H68V46ZM94 45V46H93ZM195 45V46H194ZM210 45V46H209ZM239 45H241V46H239ZM252 45V46H251ZM264 45V44H263ZM69 46V47H70ZM81 46V47H80ZM84 46V49L82 48ZM87 46V47H86ZM136 46H138L137 48H136ZM142 46V47H143ZM171 46H173V45H171ZM3 47V48H2ZM5 47V48H4ZM36 47V48H35ZM49 48V50L48 51H50V52H45L46 53V58L48 57V54L49 53H51L50 55L52 56V54H53V56L51 57V59H50V57H49V59H45V58H43V59H45V60H49V61H47L48 62V66L46 67L45 66V62H44V64H43V61H45V60H42V58L40 57V56H42L43 55V51H44V48L46 49V51H47V49ZM93 47V48H92ZM95 47V48H94ZM186 47V51L184 52V48ZM189 47H191V48H189ZM195 47H197L198 49L196 50V52H195V50L194 49H196ZM213 47V48H212ZM216 47H217V49H216ZM219 47V48H218ZM229 47V48H228ZM252 47V48H253ZM263 47V46H262ZM262 47L260 48L261 50H263L264 49V47H263V49H262ZM51 48V49H50ZM53 48V49H52ZM135 48H136V51H135ZM146 48V49H145ZM189 48V49H188ZM34 49V50H33ZM36 49H37V51H36ZM56 49V50H55ZM66 49V50H65ZM80 49V50H79ZM89 49L87 50V53H89ZM118 49V50H117ZM139 49H141V50H139ZM162 49H164V47H162ZM192 49V50H191ZM220 49H222L223 50V52H222V50H220ZM228 49V50H227ZM232 51H231V50ZM238 49V50H239ZM243 49H245L244 50V52H242V51H238V54H240V56H241V52L242 53H245V55H247L246 53L247 52H245L246 50H248L246 47H244ZM54 51V53H53V51ZM58 50V51H57ZM59 50H61V52H64V53H59ZM64 50V51H63ZM117 52H116V51ZM188 50V51H187ZM194 50V51H193ZM212 50L213 51H215V53L216 52H218L219 50V52L218 53H216L218 56V58H217V60L215 59V62L214 63H212L213 62V60H212V62H208L207 60H209L210 58H208V53H206V52H208V51H210V53L212 52ZM226 50V51H225ZM260 50V51H261ZM8 51V52H7ZM52 51V52H51ZM81 51V52H80ZM113 51H115L114 53H112L114 56H118L119 55V52H120V49L119 48H116L115 49V47L113 48ZM112 51V52H113ZM119 51V52H118ZM162 51V50H161ZM164 51V50H163ZM166 51V50H165ZM36 52V53H35ZM80 52L81 54H78V53ZM139 52H137V53H139ZM178 52H180L181 54H179ZM221 52V53H220ZM226 52V53H225ZM41 53H42V55H41ZM189 53V54H188ZM190 53H192V54H190ZM199 53V54H198ZM219 53H220V55L221 56H223L222 58H220L221 56H219ZM225 53V54H224ZM250 53V52H249ZM254 53L256 54L255 56H254ZM34 54V55H33ZM37 54V55H36ZM57 54H61L60 55V57L61 58H63L62 59V64L60 63L61 62V58L57 55ZM72 54H77V56H75V58L73 59V55ZM116 54V55H115ZM118 54V55H117ZM175 54V55H176ZM207 54V55H206ZM49 55V56H50ZM67 55V54H66ZM65 55V56H66ZM185 55V54H184ZM206 55V56H205ZM249 55V54H248ZM251 55V54H250ZM32 56H33V58L34 59H32ZM44 56V57H45ZM56 56H58L57 58H59V59H55L54 57H56ZM194 56V57H193ZM197 56V57H196ZM78 57H80V60H79V58ZM82 57V58H81ZM180 57V58H179ZM207 58V60H206V58ZM224 57H226L225 59H223ZM234 57V58H233ZM236 57V58H235ZM239 57V56H238ZM243 57H245L244 56V54H243ZM248 57L246 58V60L245 61H247L248 60ZM55 60H54V59ZM83 58H85V59H83ZM32 59V60H31ZM53 59V60H52ZM82 59L84 60V61H82ZM101 59H104V58H101ZM100 59V60H101ZM218 59H222V60H219L218 61ZM232 59V60H231ZM236 59V60H235ZM51 60H52V62L54 63L55 61H57L58 63V65L56 64V63H54V64H56V65H54V64H52L51 63ZM64 60V61H63ZM72 60H73V65H72ZM172 60V59H171ZM174 60V59H173ZM228 60V61H227ZM22 61V62H21ZM41 61V62H40ZM88 61V60H87ZM104 61H105V63L107 64V62L109 61V60H105L104 59ZM112 61V58H111V60H110V63H112L111 62ZM192 61V62H191ZM210 61H211V59H210ZM222 61H223V63H222ZM225 61V62H224ZM232 61V62H231ZM41 64V66H40V64ZM47 62H46V64H47ZM70 62V63H69ZM75 62V63H74ZM175 62H178V65H177V63H175ZM184 62H187V65L185 64L184 65V63H183V65L184 66H182L181 67V65H182V63ZM206 62V63H205ZM248 62V61H247ZM255 62V63H254ZM31 63H32V65H31ZM34 63V64H33ZM49 63H51L50 64V66L51 67H49ZM59 63H60V67H61V69H60V67H59ZM104 63V62H103ZM104 63V64H105ZM174 63V64H173ZM179 63H180V65H179ZM192 63V66H190V64ZM205 63V64H204ZM215 63V64H216ZM225 63V64H224ZM244 63V62H243ZM21 64V65H20ZM38 64H39V66H38ZM128 64H131V63H127V65ZM169 64V63H168ZM223 64V65H222ZM36 65V66H35ZM42 65L43 66H45L43 69H42ZM67 65V64H66ZM76 65V66H75ZM108 65V64H107ZM177 65V66H176ZM193 65H194V67H193ZM220 65V66H219ZM221 65L223 66V67H221ZM225 65V66H224ZM228 65V66H227ZM2 66H4V67H2ZM32 66H35V69L32 67ZM37 66H38V69H37ZM75 66V67H74ZM106 66V65H105ZM167 66H169V65H167ZM186 66V67H185ZM188 66V67H187ZM197 66V67H196ZM245 66V67H244ZM54 67H56V69L54 68ZM66 67H68V68H66ZM81 69H80V68ZM107 67V66H106ZM110 67H114L112 64L110 65H108V70L110 69ZM143 67V66H142ZM172 67V68H171ZM175 67V69H173ZM199 67V68H198ZM215 67H217V65L215 66ZM53 68V69H52ZM75 68V69H74ZM83 68H84V70H85V74H84V70H83ZM141 68V67H140ZM140 68H138V69H133L132 71L134 72V73H132V72H130V70H129V72L127 73V70H125L126 72H123L122 74V76H121V78L123 79V81L124 82H131V81H133V85L135 84V83H137V82H134V80L135 81H141V80H143L144 78H143V76L145 75L146 76V74H142V76H140L139 77V75H141V73L143 72V71H145V69H143L142 68V70L140 69ZM180 68V69H179ZM184 68V69H183ZM190 68V69H189ZM192 68H194V69H192ZM220 68H221V70H222V73H221V70H220ZM236 68H237V65H236ZM3 69V70H2ZM40 69V70H39ZM43 70V72H42V70ZM46 69V70H45ZM53 71H52V70ZM59 69V70H58ZM67 69H68V72H67ZM71 69H72V71H71ZM78 69V71L80 72V75H79V72L78 71H74V70H77ZM187 71H186V70ZM197 69H199V70H197ZM203 69H206V66L203 68ZM235 69V68H234ZM242 69H244V70H242ZM12 70V71H11ZM33 70H35V71H37V73L40 71L41 72V75H43L42 77H41V80L42 81H40V77L37 75V73L34 71L33 72ZM66 70V71H65ZM94 70V71H93ZM137 71L136 73H135V71ZM141 70V71H140ZM181 70V71H180ZM208 70V69H207ZM220 70V71H219ZM7 71V72H6ZM44 71H45V73H44ZM48 71V72H47ZM50 71V72H49ZM55 71V72H54ZM82 71V72H81ZM87 71V72H86ZM93 71V72H92ZM103 71H105V70H103ZM173 71V72H172ZM206 71V70H205ZM208 71V72H209ZM239 73H238V72ZM251 71V72H250ZM256 71V72H255ZM4 72V73H3ZM23 72V73H22ZM25 72H27V73H25ZM52 72L54 73L53 75H52ZM59 72V73H58ZM78 72V73H77ZM88 72H91V73H88ZM106 72L109 74L110 72L109 71H107V69H106ZM139 72H141V73H139ZM180 72H181V74H180ZM193 72H195V74L193 73ZM211 72H209L210 74H211ZM25 73V74H24ZM34 73V74H33ZM55 73H56V75H55ZM63 73H64V75H63ZM67 73V74H66ZM71 75H70V74ZM89 75H88V74ZM101 73V74H100ZM100 73L99 72H96L95 73V75H97L98 77H99V79L101 78V79H106V76H107V73L106 74H103L104 72H102V71H100ZM129 74L128 75V77L125 75V74ZM130 73H132V75L130 74ZM137 73H139V74H137ZM185 73V74H184ZM209 73H207V74H209ZM218 73V74H217ZM224 73V74H223ZM237 73V74H236ZM248 73V74H247ZM23 74V75H22ZM36 74V75H35ZM38 74H40V73H38ZM61 74V75H60ZM76 74V75H75ZM78 74V75H77ZM105 75V76H103V75ZM201 74H202V71H201ZM203 74H204V71H203ZM202 74V75H203ZM217 74V75H216ZM46 77H45V76ZM51 75V77H52V81H51V77L49 78L48 76H50ZM59 77H58V76ZM76 77H75V76ZM83 75H84V77H83ZM136 75V77H134ZM220 75H222V78H221V76ZM242 75V76H241ZM244 75V76H243ZM246 75V76H245ZM53 76H57V78H58V80L54 77L53 78ZM100 76H102V77H105V78H102V77H100ZM126 76V77H125ZM133 76V78H131ZM204 76H205V74H204ZM223 76H225V77H223ZM28 77V78H27ZM212 77H213V74H212ZM260 79H259V78ZM11 80H9V79ZM61 78V79H60ZM76 78V79H75ZM85 78V79H84ZM126 78V79H125ZM138 79V80H136V79ZM50 81H49V80ZM74 79V80H73ZM128 79V80H127ZM251 79V80H250ZM263 79V81H260V80H262ZM26 80V81H25ZM27 80H28V82H27ZM33 82H32V81ZM45 80V81H44ZM63 80V81H62ZM71 80V81H70ZM180 80V81H179ZM200 81V83H201V86L200 85H198L199 84V81ZM222 80V81H221ZM233 80V81H232ZM62 81V82H61ZM195 81V80H194ZM193 81V82H194ZM217 81V82H216ZM254 82V83H252V82ZM5 82V83H4ZM40 82H42L41 84H40ZM47 82V83H46ZM49 82H51V83H49ZM55 82V83H54ZM56 82H57V84H59V86L61 85L62 87H59V86H57L58 88H54V87H56V86H54V85H56ZM66 82V83H65ZM178 82V83H177ZM190 82V81H189ZM211 82V83H210ZM231 82V83H230ZM261 82V84H259ZM46 83V84H45ZM54 83V85H52ZM63 83H65V85L63 84ZM67 83H69V84H67ZM103 83H104V81H103ZM177 83V84H176ZM187 83V82H186ZM190 83H192V82H190ZM189 83V84H190ZM195 83V82H194ZM192 84V85H194V87H195V84ZM206 83V84H205ZM222 83V84H221ZM229 83V84H228ZM233 83H235L234 85L236 86H234L233 85ZM8 86H7V85ZM12 84V85H11ZM33 84V85H32ZM66 84H67V87H69V88H67L66 87ZM70 84H72V85H70ZM139 83H137L136 85H138ZM213 84V83H212ZM227 84V85H226ZM249 84V85H248ZM26 85V86H25ZM46 85V86H45ZM49 85H52L53 86V90L54 91H48V90H46L45 88H48L49 87ZM135 85V86H136ZM231 87H230V86ZM3 86H6V88H8V89H6L5 87H3ZM72 86L74 87V88H72ZM181 86V85H180ZM191 86V85H190ZM229 86V87H228ZM14 89H13V88ZM40 87V88H39ZM43 87V88H42ZM65 87V88H64ZM71 87V88H70ZM77 89H76V88ZM109 87V88H108ZM107 87V89L108 90H104V91H106V92H104V91H102V93L101 92H99L101 95L104 93H106L107 95L110 93V91H109V89L111 90V94H109L108 96H111L110 97V99H109V97L105 94H103L104 95V97H106V98H104L103 97V95H102V98H103V100L104 101H102V100H100L101 102H100V104H99V102L97 103L98 105H96L95 104V106H97V107H101V108H105V106H106V104H111L112 106H114V102H115V95H117V94H121V87H123L122 85H119V87L118 86H115L113 83H112V87H110V85ZM113 87H115V88H113ZM117 87V88H116ZM193 87V86H192ZM193 87V88H194ZM204 87H202L203 89H204ZM208 87H205V90H203V89H201L200 91L198 90V91H196V90H193L194 92H196L198 95H199V93H201V92H203L201 95H204L203 97H205V98H203L202 96H200V97H202V98H200L199 96H196L197 98L199 97V99L200 100H203V101H207L208 102V100L207 99H209V103H211V105H210V111L213 109V113H214V115L212 116V113L210 114L211 115V119H214L215 117H217V118H219L218 120H214V121H217V122H221V123H223V124H221L220 123V125L219 126H221V125H226L225 124V122L227 123L228 122V119H230L229 117H232V112L230 113L228 110H229V108L231 107L230 106V103L229 104H226V102L228 103V102H230L229 100H226L225 101V104L227 105H225V104H223V103H216L217 101H215L216 99H214L215 97H214V95H211L207 90H206V88H208ZM16 88V89H15ZM31 88H32V90H31ZM112 88V89H111ZM6 89V90H5ZM9 89H10V91H9ZM34 89H35V91H34ZM44 89L46 90V91H44ZM65 89H67L65 92H63ZM70 89V90H69ZM71 89H72V92H71ZM76 90L75 92H73V90ZM106 89V88H105ZM116 89H118V90H116ZM195 89V88H194ZM228 89H227V91H228ZM8 90V91H7ZM17 90V91H16ZM41 90V91H40ZM63 90V91H62ZM69 90V91H68ZM103 90V89H102ZM114 90H115V92H114ZM138 90V89H137ZM232 90V89H231ZM29 91L31 92V93H29ZM44 91V92H43ZM56 91V92H55ZM58 91V92H57ZM99 91H101V90H99ZM209 93H207V92ZM259 91V92H260ZM60 92V93H59ZM71 92V93H70ZM108 92V93H107ZM117 92H120V93H117ZM233 92H235V91H233ZM264 92V91H263ZM4 93L6 94V95H4ZM39 93V94H38ZM44 93H48V95H50V93L52 94H55L56 95V97H54L53 98V106H57V107H55L56 108V110L58 109V110H60V113H61V111L62 110H64V109H61V108H59V106L55 103V100H57L58 99V93H59V98H61L60 100H66V101H70V103L71 104H74L75 106L76 105H78L79 107H75V109H73V111H71L69 114H66V113H68L69 111H66V110H64V111H62L63 113H61V115H60V113L58 112V110H57V113H56V110H55V108H54V111H53V106H52V104H51V101H50V99H52L51 97H49L47 94L45 95ZM63 93H65V95H63ZM72 93H73V95L75 96V97H73V95H72ZM117 93V94H116ZM196 93H194V94H196ZM225 93H226V90H225ZM4 96H3V95ZM33 94V95H32ZM37 94V95H36ZM67 94H69V96L67 95ZM226 94H228V93H226ZM234 94V93H233ZM262 95H264L263 93H261ZM12 95V96H11ZM67 95V96H66ZM71 95H72V97H71ZM78 97H77V96ZM112 95H113V97H112ZM225 95V94H224ZM258 94H256V96H257ZM61 96H63V98L61 97ZM212 96V98L210 99V97ZM238 97H239V95H237ZM236 96V97H237ZM255 95H254V98L256 97ZM5 97V98H4ZM37 97V98H36ZM41 97V98H40ZM49 97V98H48ZM65 97V98H64ZM67 97V98H66ZM77 97V98H76ZM4 98V99H3ZM76 98V99H75ZM114 100H113V99ZM245 98H247V97H244V96H241L240 95V97H239V99H241L243 102H244V104H242L243 102L242 101H240V103H239V105H237V107L239 108L240 106L242 107V105H243V107H245V105H247V106H249L250 107V104H251V106L254 104L255 105V101L253 100V99H251V98H253V96L250 98V100H248V99H245ZM259 98H260V96H259ZM258 97H257V102L262 98H260L259 99ZM31 99H33V100H31ZM44 99V100H43ZM49 100V102L50 103H47L48 102V100ZM70 99V100H69ZM73 99H75V100H73ZM82 99H84V98H82ZM105 99H107V102L105 101ZM109 99V100H108ZM112 99V100H111ZM214 99V100H213ZM245 99V100H244ZM259 99V100H258ZM11 100V101H10ZM77 100V102H75ZM34 101V102H33ZM43 101V102H42ZM108 101H110V102H113V104L112 103H109ZM237 101H238V98H237ZM238 101V102H239ZM249 101V102H248ZM252 101L254 102V103H252ZM9 103V106L7 107V104ZM42 102V103H41ZM45 102V103H44ZM247 103V104H246ZM248 103H250L249 105H248ZM4 104V105H3ZM37 106H36V105ZM43 104V105H42ZM44 104H45V106H44ZM47 104H51V106H50V109H49V111H52L51 113L52 114H50V113H48V115L50 116V115H52L51 117H45V113H47V112H49L48 111V109L47 108H49L48 107V105ZM56 104V105H55ZM219 104L221 105V108H220V106H219ZM41 105H42V107L44 106V107H46V105H47V110H45V113H43L42 115H44V118H46V119H49V121L47 122V120H46V123L44 122V121H42L41 120V115H39V114H41L40 113V111L41 110H43V108H39V107H41ZM110 105V106H111ZM213 105V106H212ZM216 105H217V107H216ZM226 106V108H225V106ZM257 105V104H256ZM11 106V107H10ZM26 106V107H25ZM28 106V107H27ZM80 106L82 107V108H80ZM95 106H93V107H95ZM212 106V107H211ZM230 106V107H229ZM258 106V105H257ZM30 107V108H29ZM52 107V108H51ZM122 107L123 106H121V109H122ZM227 107H229V108H227ZM234 107H236V105L234 106ZM29 108V109H28ZM37 108V109H36ZM38 108H39V110H38ZM128 107H124L123 109H124V111L125 112H127L126 114H125V117H124V119H126V121H123L124 119H121L124 123L123 124H125V122L127 123H129L128 125L127 124H125V126L122 124V126L123 127H130V126H132V132H131V130H128V132H126L125 134H127V135H129L130 137H131V134L130 133H133L134 134V132H133V130L134 129H136L137 127V123H138V121H140L139 119H137L136 120V122H135V120H134V118H132L133 117V114H134V111H130V109L128 110L127 109ZM219 108H220V111H217V110H219ZM4 109V110H3ZM45 109V108H44ZM76 109H79V110H76ZM81 109V110H80ZM230 109H232V108H230ZM28 110V111H27ZM83 110V111H82ZM91 110V111H90ZM216 110V111H215ZM10 111V112H9ZM39 111V112H38ZM44 111V110H43ZM42 111V112H43ZM47 111V112H46ZM66 111V112H65ZM81 111V112H80ZM88 111V113H86V115H85V113L84 112H87ZM91 113H90V112ZM131 113H130V112ZM231 111V110H230ZM9 112V113H8ZM31 114H29V113ZM37 112V113H36ZM125 112H123V113H125ZM132 112H133V114H132ZM220 112V113H219ZM20 113V114H19ZM22 113L24 114V117L26 116L27 117V119L25 118L24 119V117L22 118V117H19V115H21V116H23L22 115ZM26 113V114H25ZM39 113V114H38ZM55 113V114H54ZM80 113H81V115H80ZM84 113V114H83ZM129 113V114H128ZM8 114V115H7ZM9 114H10V116H9ZM29 114V115H28ZM58 114V115H57ZM131 114V117L129 116ZM218 114V115H217ZM225 114V115H224ZM231 114V115H230ZM7 115V116H6ZM86 116V118L84 117H82V116ZM217 115V116H216ZM226 115H227V117H226ZM9 117V118H6V117ZM37 116V117H36ZM40 118H39V117ZM81 116V117H80ZM130 117V119L132 120H130L129 118H126V117ZM219 116H222V117H219ZM135 117H137L138 118V115L136 116L135 115ZM213 117V118H212ZM14 118H16V119H14ZM17 118H21L23 121H25V126L23 125V126H21V124H19L20 126H18V123H19V121L17 122ZM43 118V116H42V119H44ZM217 118H215V119H217ZM226 118H228L227 120H224V119H226ZM2 119H6L7 121V123H9V126H8V129L5 127V126H3L6 122H5V120H3V121H1ZM10 119V120H9ZM39 119L41 120V121H39ZM50 119H51V121H50ZM54 119V120H53ZM136 119V118H135ZM222 119V120H221ZM8 120H9V122H8ZM128 120V121H127ZM220 120V121H219ZM264 120V119H263ZM69 121V122H68ZM130 121V122H129ZM224 121V122H223ZM249 121H251V123L249 122ZM255 120H254V118H249V120H248V122L252 125V124H254L253 122H254ZM17 122V123H16ZM22 121H20V123H21ZM53 122V123H52ZM55 122V123H54ZM230 122L232 123V121L231 120H229V124H230ZM256 122V121H255ZM2 123V124H1ZM24 123V122H23ZM43 123V124H42ZM47 123H49V124H47ZM136 123V124H135ZM227 123V124H228ZM248 123V124H249ZM28 124V125H27ZM47 124V125H46ZM133 124H135V125H133ZM148 124V123H147ZM150 124H152L151 126H155L154 124H155V122H151ZM149 124V125H150ZM160 124V123H159ZM249 124V125H250ZM6 125V124H5ZM27 125V126H26ZM43 127H42V126ZM44 125H45V127H46V129L48 128V130H45V132H44V130H42V129H45V127H44ZM49 125H52L51 127H49ZM80 125V126H79ZM85 125V124H84ZM148 125V126H149ZM158 125V124H157ZM18 126V127H17ZM75 126V127H74ZM255 126H257V124H255ZM254 125H252V127H255ZM14 127V128H13ZM16 127V128H15ZM22 127V128H21ZM24 127H25V129H24ZM78 127V128H77ZM7 129V131H5V129ZM19 128H20V130H19ZM70 128V129H69ZM75 128V129H74ZM13 131H12V130ZM16 129H18V131H16ZM23 129H24V131H23ZM74 129V130H73ZM1 130H2V132H1ZM59 130V131H58ZM70 130H73V131H70ZM79 130V131H78ZM20 131V132H19ZM22 131V132H21ZM46 131H49V132H46ZM70 131V132H69ZM130 131V132H129ZM5 132H6V134H7V132L8 133H10V134H8L9 136H8V138H7V135L5 134ZM44 132V133H43ZM52 132V133H51ZM54 132V133H53ZM55 132H57L56 134H55ZM4 133V134H3ZM37 133V134H36ZM43 135H42V134ZM48 133H50V134H48ZM60 133V134H59ZM62 133H66V135L67 134H69V135H65V134H62ZM75 133H77L76 134V136H74L75 135ZM25 134V135H24ZM28 134V135H27ZM45 134V135H44ZM72 134H73V136H72ZM88 134V135H87ZM133 134H132V136H133ZM4 135V136H3ZM6 135V136H5ZM14 135V136H13ZM24 135V136H23ZM33 135V136H32ZM52 135V136H51ZM55 135V136H54ZM61 135L63 136V143H62V138H61ZM124 135V134H123ZM126 135V136H127ZM2 136V137H1ZM23 136V137H22ZM57 136V137H56ZM64 136H66V139L68 138V136H69V141L71 142H69L68 140H66L65 139V137ZM128 136V137H129ZM6 139H5V138ZM29 137H31V138H29ZM36 137V138H35ZM55 137H56V139H55ZM73 137V138H72ZM75 137V138H74ZM129 137V139L131 140V138ZM5 140H4V139ZM24 138V139H23ZM61 139V140H60ZM73 139H76L75 141L73 140ZM107 139H109V140H107ZM7 140H9V141H7ZM21 140H23V141H21ZM33 140H34V143H33ZM66 140V141H65ZM72 140V141H71ZM129 140V141H130ZM28 141V142H27ZM30 141H32V142H30ZM103 141V142H102ZM135 140L134 139H132V141L131 142H134ZM8 142H9V144H8ZM20 142V143H19ZM31 144H30V143ZM59 142H60V144H59ZM69 145H67L66 147H61L62 145H64V144H66V143ZM98 142V143H97ZM2 143V144H1ZM11 143V144H10ZM24 143H26V145H23ZM71 145H70V144ZM72 143H73V145H75L74 147H71L72 146ZM77 143H79V142H77ZM136 143V142H135ZM30 144V145H29ZM33 144V145H32ZM34 144H36V145H34ZM41 144V145H40ZM62 144V145H61ZM95 144V145H94ZM118 144V145H117ZM29 145V146H28ZM32 145V146H31ZM39 145V146H38ZM82 145V144H81ZM120 145V146H119ZM25 146V147H24ZM33 146H35V147H33ZM38 146V147H37ZM65 146V145H64ZM98 146V147H97ZM5 147H3V148H5ZM30 147V148H29ZM32 147V148H31ZM71 147V152H73L74 151V153L75 154H77V152H78V154H80V155H82V156H84L83 157V159L84 160H82V159H78L79 161H80V163L77 161V158H75V159H73V153H67V149H69V148ZM121 147V148H120ZM63 148V149H62ZM67 148V149H66ZM117 148H118V150H117ZM31 149V150H30ZM35 149V150H34ZM65 149V150H64ZM99 149V150H98ZM122 152H121V151ZM214 150H216L215 149V147H214ZM30 151H31V153H30ZM66 151V152H65ZM105 153H104V152ZM111 151V152H110ZM36 152V153H35ZM69 152V151H68ZM8 154L9 156H6V154ZM10 153H11V155H10ZM35 153V154H34ZM13 154V155H12ZM38 154V155H37ZM40 154V155H39ZM77 154V155H78ZM3 155V156H2ZM5 155V156H4ZM31 155V156H30ZM30 156V157H29ZM75 156V155H74ZM11 159H10V158ZM17 157H15V159L17 158ZM27 157H29V158H27ZM111 157H113V155L111 156ZM3 158H5V159H3ZM32 158V159H31ZM37 158V159H36ZM26 159H28V160H26ZM31 159V160H30ZM146 159H147V161H146ZM12 160V161H11ZM19 160V161H18ZM21 160H23L24 161V163L21 161ZM73 160H74V162H73ZM86 160V161H85ZM139 160H141V161H139ZM143 160V161H142ZM11 161V162H10ZM20 161L22 162V163H20ZM76 161V162H75ZM84 161V162H83ZM149 161V162H148ZM3 162V163H2ZM14 162V163H13ZM78 162V165L76 164ZM134 162V163H135ZM144 162H147V163H144ZM152 163V165L153 166H151L150 164ZM87 165H86V164ZM148 163H150V164H148ZM27 164V165H26ZM79 164H80V166H79ZM148 164V165H147ZM7 167H6V166ZM76 165H77V167H76ZM86 165V166H85ZM14 166V167H13ZM24 166V167H23ZM157 166H158V168H157ZM12 167V168H11ZM16 167H17V169H16ZM25 167H27V168H25ZM78 167H80V169H78ZM123 167H126V168H123ZM130 167V168H129ZM142 167V168H141ZM155 170V172H156V174H155V172H153L152 171V168ZM155 167H156V169H155ZM5 168V169H4ZM8 168H10V169H8ZM24 168V169H23ZM91 168H92V166H91ZM19 169V170H18ZM125 169V170H124ZM150 169V170H149ZM161 169H163L162 170V172H161ZM139 170V171H138ZM166 172H165V171ZM24 171H25V175L26 176H28L27 177V179H26V176L24 175ZM77 171H80V172H77ZM85 171V173H83ZM123 171V172H122ZM131 172V176L129 175V173ZM133 171V172H132ZM134 171H136V172H138V174H136V172H134ZM15 172V173H14ZM45 172V173H44ZM94 172V171H93ZM92 172V174H91V177H93L92 175H94V173ZM142 174H140V173ZM154 173V176L156 175V178L153 176V179L151 180L150 178H148L149 176L151 177L152 175H153V173ZM168 172V173H167ZM4 173H6V174H4ZM10 173V174H9ZM13 173H14V175H13ZM31 173V174H30ZM36 173V174H35ZM77 173H79L78 175H77ZM83 173V174H82ZM135 173V174H134ZM9 174V175H8ZM19 174L21 175V176H19ZM22 174L24 175V176H22ZM76 176H75V175ZM80 174H82V176L80 175ZM126 174H128L127 175V177H126ZM36 175V176H35ZM81 177H80V176ZM136 175V176H135ZM141 177H140V176ZM148 175V176H147ZM7 176V177H6ZM43 176V177H42ZM46 176V177H45ZM79 176V177H78ZM108 176H111L110 175V173L108 174ZM139 176V177H138ZM35 177V178H34ZM36 177H38V178H36ZM76 177V178H75ZM146 177L149 179V181H148V179H146ZM162 177H164L163 179H162ZM170 177V178H169ZM33 181V186H30V187H32L33 189H34V186H36L35 188L37 189H35L34 190V192L31 194V193H28L27 192V188L28 187H25V189L23 188V187H21V186H24L23 184H24V182H22L21 180H26L25 182H27V180H28V182H29V180L30 179ZM33 178V179H32ZM77 178H79V179H77ZM96 179H99L98 178V176H96L95 177ZM103 178V179H102ZM124 178H128V179H124ZM140 178H142L141 180H140ZM167 178V179H166ZM8 179H9V181H8ZM39 179V180H38ZM42 179H43V181H42ZM45 179L47 180V181H45ZM49 179V180H48ZM51 179V180H50ZM146 179V180H145ZM30 180V181H31ZM41 180V181H40ZM53 180V181H52ZM109 180V179H108ZM107 179L105 180V181H108ZM114 180V181H113ZM117 180V181H116ZM121 180V181H120ZM126 180H127V182H126ZM5 181H6V183H5ZM31 181V182H32ZM40 183H39V182ZM49 181V182H48ZM86 181H87V183H86ZM104 181V182H105ZM125 181V182H124ZM134 181H135V183H134ZM170 181L168 182V184H170ZM17 182H19L18 184H17ZM23 184H22V183ZM38 182V183H37ZM42 182H44L45 184H48V185H45V184H42ZM77 182H79V183H77ZM110 182H111V184H110ZM123 182V183H122ZM14 183V184H13ZM21 183V184H20ZM100 183V184H99ZM12 184H13V186H12ZM35 184H37V185H35ZM40 184V185H39ZM74 184H76V185H74ZM89 184H91L90 186H89ZM167 184V185H168ZM7 185L11 188L12 187V189H13V191H18V192H16V193H14V194H11V193H13V191H10L11 193L9 194L7 191L8 190H5V189H7L8 187H7ZM20 185V186H19ZM42 185H44V186H42ZM83 185H84V187H86V188H84L83 187ZM88 185V186H87ZM104 185V186H103ZM6 186V187H5ZM16 186V187H15ZM42 188H41V187ZM91 186L93 187V188H91ZM98 186V187H97ZM101 186H103V187H101ZM169 186V185H168ZM171 186H173V183H171V185H170V187ZM14 187H15V189H14ZM30 187L28 188V191L30 190H32V189H30ZM38 187H40V192H39V189H38ZM90 187V188H89ZM189 186H187V190H189V188H188ZM3 188V189H2ZM24 189V190H21V189ZM191 188V187H190ZM43 191H42V190ZM83 189H84V191H83ZM88 189V190H87ZM90 189V190H89ZM92 189V190H91ZM98 189V191H96V190ZM5 190V191H4ZM11 190V189H10ZM25 190H26V193H25ZM123 190V191H122ZM4 191V192H3ZM20 191V192H19ZM21 191L24 193V195H28V196H30V195H32L33 197H35L36 199H35V201H33L34 202V204L31 202V201H29V202H27V204H26V206H24L25 204H24V202L23 203H21V201L22 200H20L21 198L22 199H26L27 197L25 196V198L23 197V194L21 193ZM38 191V192H37ZM75 191V192H74ZM90 191V192H89ZM2 192H3V195H2ZM32 192V191H31ZM38 194H37V193ZM93 192V193H92ZM121 192H123V193H121ZM140 192H142L143 193V191H140ZM5 193H6V196H5ZM42 194V196H44V197H41L40 196V194ZM73 193H74V195H73ZM88 193H90V194H88ZM95 193H97V194H95ZM30 194V195H29ZM34 194V195H33ZM47 194V195H46ZM50 194V195H49ZM54 194V195H53ZM79 194H81V197L80 196H78ZM95 194V195H94ZM104 194V195H103ZM152 194V193H151ZM150 194V196H156V194L154 193V194H152L151 195ZM17 196V198L15 197V196ZM21 195H22V197H21ZM36 195V196H35ZM73 195V196H72ZM77 195V196H76ZM85 195H86V197H85ZM89 195V196H88ZM123 195H125V194H123ZM14 196V197H13ZM30 197L31 199H34L33 197ZM37 196H38V198L40 199V200H42L44 203H42L41 202V204H42V206H40L41 204L39 203V201H38V198H37ZM106 198H105V197ZM20 197V198H19ZM45 197H47V198H45ZM52 197H53V200H52ZM73 197V198H72ZM76 197V198H75ZM78 197H80V200H81V203H80V205H78V208L76 207V205H77V203H78V201H80L79 200V198ZM89 197V198H88ZM181 197V198H180ZM178 199L179 200H183L184 201V198L185 197H183V196H180ZM51 198V199H50ZM109 198V199H108ZM128 198L130 199V197H127V199H126V201L128 200ZM9 199V200H8ZM11 199V200H10ZM45 199V200H44ZM74 199H76V200H74ZM107 199V200H106ZM75 202H74V201ZM87 200V201H86ZM117 200V201H116ZM120 200H122V201H120ZM132 199H130L129 201H131ZM145 200H147V199H145ZM260 199L257 197H255V198H253L252 199V203L254 202V203H256V202H258ZM11 201H13V203L11 202ZM18 201V202H17ZM20 201V202H19ZM60 201H63L62 203L65 205V206H67L68 208H69V210H70V212H66L65 210H67L66 208H64V206H62L63 204L60 202ZM64 201H65V203H64ZM84 201V202H83ZM89 201H91V202H89ZM111 201V202H110ZM114 201H115V204H114ZM128 201V202H129ZM147 201H151V200H147ZM161 200H159L158 201V203L160 202ZM37 202L40 204L39 206H37L38 204H37ZM48 202H49V204H48ZM68 202V203H67ZM83 202V203H82ZM110 202V203H109ZM120 202V203H119ZM152 202V201H151ZM15 203H17V206L15 205ZM29 203H31V204H29ZM59 203H61V208H62V210L64 211H61V208L60 207H58L59 209L58 210H60V211H58V213L59 214H61V213H65V215L67 214V216L70 214V217L71 218H66V217H64L65 215H60V217L59 218H62V219H65V220H63V222H65V227H64V225H62L63 224V222L61 223V220L62 219H59V218H56V215H59V214H54V215H52V217H51V213H53L52 212V209H53V211H54V207L56 206V205H58ZM78 203V204H79ZM103 203V204H102ZM111 204V206L110 205H108V206H106L107 204ZM148 202H143L142 204H144V205H142L143 207H141L140 206V209L142 208V210H143V208L145 209V212H147V210H150V211H148L149 213H151V212H153L152 214H149L148 212L147 213H145L147 216H145V214L143 213V211L141 210V214H140V219H141V221H140V219H139V217L137 216V220L139 219V222L141 223L140 225V227H141V229H142V231H151L152 232V230L154 231V229L156 230V228L158 229V228H160V227H162V226H164L163 224H164V219H162V217H164L165 215L167 216V217H169V215H170V212L168 213V208L166 207V205L167 204H165L164 202H163V205L164 206H162V207H159L158 205V203H157V205H156V203L154 204V203H150L149 205L147 204ZM168 203V202H167ZM14 204V205H13ZM22 204V206L20 207V205ZM37 204V205H36ZM76 204V205H75ZM81 204H84L83 206H81ZM146 204V205H145ZM154 204V205H153ZM36 206V208H35V206ZM88 205V206H87ZM89 205H90V207H89ZM93 205V206H92ZM4 206V207H3ZM31 206V207H30ZM44 206V207H43ZM54 206V207H53ZM81 206V209H79V207ZM91 206H92V208H91ZM101 206V207H100ZM144 206H146V207H144ZM150 206H152V209H151V207ZM157 206H158V208H157ZM8 207H9V209H8ZM27 207V208H26ZM39 207V208H38ZM77 209H76V208ZM83 207H87V209H90L87 213L88 214H86V212H82V211H79V210H82V208ZM89 207V208H88ZM98 207H100V209L98 208ZM105 207V208H104ZM108 207V208H107ZM155 207V208H154ZM164 207H166V208H164ZM4 208H6V209H4ZM23 208V209H22ZM26 208V209H25ZM43 208H44V210H43ZM48 208V209H47ZM51 208V209H50ZM65 210H64V209ZM101 208H104V209H102L101 210ZM120 208V207H119ZM120 208V209H121ZM161 208V210H159ZM164 208V209H163ZM30 209V210H29ZM36 209V210H35ZM42 209V210H41ZM97 209V210H96ZM105 209H109L108 211H106ZM114 209V210H113ZM155 209V210H154ZM3 210H5V211H3ZM16 210V211H15ZM18 210V211H17ZM19 210H20V212H19ZM25 210V211H24ZM26 210H27V212H26ZM31 210H32V213H31ZM39 210H40V212H39ZM77 210H78V212H77ZM102 211V214H100V213H98V212H100V211ZM152 210V211H151ZM9 211V212H8ZM28 211H29V213H28ZM44 211V212H43ZM68 211V210H67ZM91 211V212H90ZM92 211H93V213H95L94 214V216H92V219L90 218L91 217V215L93 214L92 213ZM97 211V212H96ZM10 212H12V213H10ZM51 212V213H50ZM73 212H75L74 213V215H80V214H83V215H86V217H87V215L89 216V214H91L90 216H89V218L91 219V220H89V218L87 217H85V216H78V219H77V216L75 217L74 215L72 216V213ZM82 212V213H81ZM90 212V213H89ZM111 212V213H112ZM10 213V214H9ZM18 213V214H17ZM38 213V214H37ZM45 213V214H44ZM123 213H125V212H123ZM126 213L124 214V216L126 215ZM161 213H162V215H161ZM164 213H166V214H164ZM27 214H28V216H27ZM29 214H32V215H29ZM35 214V215H34ZM39 214H40V216H39ZM41 214L43 215V217L45 216V217H47V218H43V220H41V219H39V217L41 218L42 216H41ZM144 214V215H143ZM159 214V215H158ZM47 215V216H46ZM100 215V216H99ZM104 216V218H103V216ZM11 218H10V217ZM21 216V217H20ZM37 216V217H36ZM97 216V217H96ZM124 216L122 217V219H120V223L118 222V230L116 231V237L118 238H120V239H122L121 241H120V239L118 238L117 239V243L115 244V246L117 247L116 249H114L115 247L113 246V244L115 243L114 242V240H116L115 239V237H114V239H113V241L112 240H110V242H111V247L113 246V249L112 248H109V250H110V252H111V249H112V251H115V252H111V255H113V254H115L116 252L118 253L119 252V254L121 253V255H123V253L125 254L127 251L126 250H131L132 251V249H128L127 247H128V242H127V239H126V241L125 242H123L124 240H125V238H127L126 237V235L128 234V233H130L131 231H132V229H134L135 227L134 226H136V228L137 227H139V226H137V225H134L133 224V222L131 223L130 222V220L129 219H127V218H124ZM141 216L142 217H145L146 218V220L145 219H143V218H141ZM24 217V218H23ZM36 217V218H35ZM48 217H49V219L50 218H52L53 220L51 221V220H49L48 219ZM64 217V218H63ZM74 217V218H73ZM95 217V218H94ZM150 217V218H149ZM5 218V217H4ZM9 218V219H8ZM22 218V219H21ZM38 218V219H37ZM73 218V219H72ZM76 218V219H75ZM83 218H84V220H83ZM161 218V219H160ZM13 219H14V221H13ZM49 220L48 221V223L47 224H45L46 223V220ZM56 219V220H55ZM67 219H69V220H71V224L74 222V226L73 225H71L70 223H66V222H68L69 220H67ZM75 219V220H74ZM79 219H81V220H79ZM85 219H88V222H90V224H88L87 223V221L85 220ZM97 219H99V220H97ZM101 219V220H100ZM104 219V220H103ZM123 219H126V220H124L125 222H123V224H122V222L121 221H123ZM143 219V220H142ZM37 220H39V221H37ZM45 220V221H44ZM97 220V221H96ZM106 220H108V221H106ZM149 220V222H146V221H148ZM16 221V222H15ZM19 221V222H18ZM33 221V223L34 224H28V225H30L29 227H30V229L32 230L33 228L34 229H36V227L38 226H36V223ZM45 223H44V222ZM75 221H78L76 224H75ZM82 221V222H81ZM95 221V222H94ZM104 222V224H103V222ZM80 222V223H79ZM84 222V225H85V223H87L85 226H83L82 225V223ZM93 222V223H92ZM96 222H97V224H96ZM101 224H100V223ZM139 222H138V224H139ZM45 225H44V224ZM99 223V224H98ZM130 223H131V225H130ZM147 223H148V225H147ZM151 223V224H150ZM61 224V225H60ZM67 224V225H66ZM68 224H70L69 225V228L70 227H72L73 226V228H72V230L75 228V230L76 229H78V228H80V229H78V230H76V231H81V232H77V234H76V232H75V230L72 232L71 231V228L70 229H63V227L64 228H68V227H66V226H68ZM117 223L115 222L113 225V227H116L117 225H116ZM120 224V225H119ZM121 224H122V226H123V228H122V226H121ZM144 224V225H143ZM150 224V225H149ZM76 225H77V227H76ZM78 225L79 226H81V227H78ZM116 225V226H115ZM154 225V226H153ZM27 225L25 224L24 225V227H26ZM60 226H63V227H60ZM87 226L89 227V228H91V226H92V228L91 229H88L87 228ZM121 226V227H120ZM148 226V227H147ZM157 226V227H156ZM158 226H160V227H158ZM10 227V228H9ZM28 227V226H27ZM39 227V226H38ZM82 227H83V229H82ZM126 227V228H125ZM127 227H129V228H127ZM131 227H133V228H131ZM139 227V228H140ZM149 227H151V229H149ZM153 227V228H152ZM1 228H3V229H1ZM13 228V229H12ZM86 228V229H85ZM97 228V229H96ZM131 228V229H130ZM135 228V229H136ZM43 229V230H44ZM124 229H126V231L124 230ZM128 229V230H127ZM144 229V230H143ZM165 229H170V227H166ZM5 230V231H4ZM11 230H12V232H11ZM37 230V229H36ZM120 230V231H119ZM131 230V231H130ZM14 231H15V233H14ZM63 231H65V232H63ZM119 231V232H118ZM144 231V232H145ZM146 231V232H147ZM2 232V233H1ZM7 232V233H6ZM47 232V231H46ZM73 234H75V235H72V233ZM120 235H122V234H124V238L123 237H121V236H119V234ZM122 232H124V233H122ZM20 233V232H19ZM69 233V234H68ZM71 233V234H70ZM81 233V234H80ZM90 233V234H89ZM122 233V234H121ZM127 233V234H126ZM80 234V235H79ZM12 237H11V236ZM15 235H17L15 238H13ZM68 235V237H66ZM69 235H72V237H70ZM73 236H75V238L73 237ZM11 237V238H10ZM30 237V236H29ZM87 237H88V240H86L87 239ZM13 238V239H12ZM25 238V237H24ZM24 238H23V242L25 241L24 240ZM31 238H32V236H31ZM74 238V239H73ZM77 238V239H76ZM158 238L159 237H156L155 238V240H154V243H151V245L153 244V245H155V246H151L150 244H148V246L151 248H154L153 250L152 249H150L149 247H144V249L142 250V252L144 251V250H146V253L147 252H149V253H147V255L145 254V252H143L144 254H142V256L141 257H139L138 259H139V261H133L131 264H153L152 262H157L158 261V263H155V264H159V260L161 261H163V260H165V261H170V262H172L171 260H173L172 259V257H171V255L167 252V246L166 245H164V244H158L159 242H161V241H159L158 240ZM33 239V238H32ZM32 239H29L30 241H28V242H30V244L29 243H27V241L26 242H24L25 244H28L27 246L25 245V247H26V251H25V249L23 248V252L22 253H26L27 254V252H28V254H29V256H30V254H31V251H33L32 252V254H31V256H34L33 254H36V253H38L39 252V254H36V255H44V258L41 260V263L42 264H57L56 262H59L55 257H57L59 254H61L62 253V251H63V249H62V247L60 248V247H56V248H60L59 250H56L55 248H52V247H50V246H46V245H44V244H37V243H35L34 241V239L32 240ZM63 240V241H66V240ZM154 239V238H153ZM156 239L159 241H156ZM75 240H78L76 243H75ZM81 240H84V239H81ZM161 240H162V238H161ZM68 241V242H69ZM88 241V242H87ZM155 241H156V244H155ZM120 242V243H119ZM17 243V242H16ZM19 243V242H18ZM17 243V244H18ZM32 243H34V245L32 244ZM164 243V242H163ZM36 244L37 245H42V246H40V247H36V249L37 248H39V249H35V246H36ZM119 244H122V247H120L119 246ZM192 244V247L195 249L197 246H199L198 248H196V250L197 251H195L193 248H191V246H189L188 248L189 249H187V250H194L193 252L194 253H197V252H203V250H204V248L202 249V246L200 247V245L199 244H197V243H191ZM43 245H44V247H43ZM118 245V246H117ZM159 247V245H164V246H162V252L160 251V253L159 252H157V251H159L158 250V248H157V246ZM196 245V246H195ZM29 246V247H28ZM34 246V247H33ZM92 246H94V252H95V256L97 257V258H95V256H94V260L95 261H97L96 259H99L100 260V258H101V256L103 255V254H110V253H105V251L108 249L107 247H105L104 249H103V247L104 246H102V244L101 245H92ZM97 246V247H96ZM127 246V247H126ZM34 249V250H36V251H34L32 248ZM96 247V248H95ZM163 247H165L167 250H165ZM29 248L30 249H32V250H29ZM99 248L101 249V250H99ZM124 248V250H122V249ZM126 248V249H125ZM61 249H62V251H61ZM97 249V250H96ZM102 249L104 250V251H102ZM155 249H157V250H155ZM159 249H160V247H159ZM202 249V250H201ZM28 250V251H27ZM119 250V251H118ZM163 250L166 252V254H165V252H163ZM192 250L190 251V252H192ZM54 251H56V252H54ZM99 251V252H98ZM124 251V252H123ZM151 251H153L152 253H151ZM36 252V253H35ZM97 252V253H96ZM107 252H108V250H107ZM130 252V251H129ZM156 252H157V254H158V256H157V254H156ZM189 252V251H188ZM189 252V253H190ZM192 252V253H193ZM21 253V252H20ZM45 253V254H44ZM99 253V254H98ZM103 253V254H102ZM115 254V255H118V254ZM191 253V254H192ZM102 254V255H101ZM151 255L152 257H150L149 258V255ZM153 254V255H152ZM50 255V256H49ZM51 255H56V256H54V258L55 259H52V257H51ZM137 255H138V253H137ZM139 255H140V253H139ZM144 255L146 256V257H144ZM161 255V256H160ZM164 255V256H163ZM28 256V255H27ZM28 256V257H29ZM154 256H156V258L158 259H153V258H155ZM163 256V257H162ZM149 259H148V258ZM160 257V258H159ZM170 257H171V260H170ZM46 258V259H45ZM48 258H50V259H48ZM148 259V261L149 262H147V259ZM163 258V259H162ZM166 258V259H165ZM169 258V259H168ZM102 259V258H101ZM141 259H144L143 261L141 260ZM44 260H45V262H44ZM46 260H47V262H46ZM52 260V261H51ZM56 260V261H55ZM98 260V261H99ZM154 260V261H153ZM55 261V262H54ZM97 261V262H98ZM142 261V262H141ZM146 261V262H145ZM135 262H137V263H135ZM2 262L0 261V264H1ZM60 263V262H59Z\"/></svg>","mask_w":264,"mask_h":264}]
</instances>
